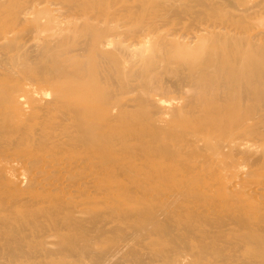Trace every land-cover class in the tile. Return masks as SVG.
Returning a JSON list of instances; mask_svg holds the SVG:
<instances>
[{
	"label": "bare ground",
	"instance_id": "6f19581e",
	"mask_svg": "<svg viewBox=\"0 0 264 264\" xmlns=\"http://www.w3.org/2000/svg\"><path fill=\"white\" fill-rule=\"evenodd\" d=\"M54 1H53V5L55 4ZM186 1H187L186 3H183L185 5H180L182 4V2H184V0H182L180 1L181 3L179 2L180 4L178 3L179 5L176 6L177 4L176 0L175 1L174 0H87V1L84 0V2L83 0H63V3H65L66 8L64 10L57 11L58 13H60L61 18H58L56 16L57 18L55 20V19H52L54 17L49 16L51 13L54 12V11L51 12L52 7L54 8V6L51 5L52 7H49L51 10L47 8V10L48 9L50 10V11L48 10L50 12L48 13L49 15L46 14V12L48 11L42 10L43 8L41 9L42 11L39 10L40 5L43 6V3L49 4V3H46L47 2L46 0H0V63H3V65H5L6 67L7 63L4 60L8 62V60H12L13 58L16 57L17 58L16 62L15 61L13 62L15 64L13 63L12 64L15 65V68L20 67V68L15 69V70H18L20 73H22L21 71H24L23 70L24 62H22V60L20 59V57L22 58L23 56H25L24 53H22L23 55H21L20 53V56H16V54L15 56L12 55L13 58L6 57L7 53L12 54L13 52L12 50H14L16 48L15 46H17V43L14 44L15 46H13V43H15V41H13V37L17 33V30L20 27L22 28H20L21 30H19L18 34L21 33L24 25H27V27H24L26 32L27 31L30 32L29 30H31L30 28H32L30 26L31 24L33 25V28L31 30L32 33H34L33 31L41 32L42 28L46 29L45 27L49 28L52 24L53 25L55 24V23H52L51 25H48L49 27L45 26V23H46L45 20H48L49 17H51V19L48 20L50 21V23L52 22L51 20L53 21L55 20L56 23L58 22V24L60 23H59V20L57 19L61 20L63 17L62 19L63 22L66 20L65 22L67 24H62L60 25V27H63V25H65L62 28V30L68 27V30L61 31L60 27L58 26L57 28L60 29V32L57 28L55 29L52 28L53 30H56V29L58 30V33H56L57 30L55 31L57 36L55 35L54 38L50 37L49 40L47 39V41L40 36V39H39L41 41L39 42L40 44H34L35 39L34 40L32 39L33 41L31 42L32 43L31 45L34 44V46H36L34 47L35 49L33 48L35 51L32 50L33 46L31 47L30 44H29L30 46L29 48L31 50L28 48L29 52H28V49H26L23 44H22L23 46L20 47L21 48L20 51L23 50L22 47L26 49L25 53L27 52L30 53L31 51H33V53H35V58L33 56L31 57L35 59L38 65L32 64L33 62L31 61L32 59L31 58L29 59L28 55L26 54L27 55L26 59H28V61L31 62L30 65L28 66L31 67V70H34V69L35 70L33 72L31 70H27L29 67L27 66V63L25 62L26 63V64L24 63L25 67L27 66L28 68L27 69L25 68L24 74L22 73L21 77H19V75L17 74V71L15 72V74L14 72L11 74H8L12 77L11 78L8 76L9 79L10 78L13 79V76L18 75L17 78H20V80L17 79L18 81V83L16 82L17 85L12 86L15 82L12 81L11 83V79H10L9 83H11L12 87L6 86V89L4 88L0 90V98H1L0 117H3V121H4V118L6 119L13 118L11 117L13 116V109L14 108L17 109V107L18 108L20 107L21 109V106H20L21 102L24 103L22 109L24 108V110L26 111L28 109V105L26 107L27 109H25L26 104L32 103L30 112L29 113L27 112L28 114L26 117L27 119L24 118L25 122L28 120L27 123L29 125H30V122H33L34 119L38 117V114L36 115V117H35V114L39 112L41 113V110H42V113L44 111V113L48 115H45L44 113L42 114V115H45L46 117L41 116V119L43 120L41 123L42 126L40 124H36V126L40 125L37 127V128L39 127L40 128L37 129L36 127H34L37 132L35 134L33 131H29L31 127L29 128L28 124L25 125L26 123L24 124V120L22 121V119H20L21 122H23L21 124L18 122H13L14 119L13 121L12 119H10L11 121L10 120L8 121L7 119V121L5 120L6 123H4L3 125L2 123L3 121L1 118L0 122L2 121L1 122L2 125L0 127V138H1L0 146L3 145L1 144L3 142L6 144L5 146H8V148L11 147L16 150L19 149L21 152L19 151V153L16 154V158H15L14 155L8 153L7 150L0 147L2 148V150H0V162L6 161V163H8L11 159H17L19 161L17 163H20L21 165H23L22 167L23 169L24 167H26V172L28 171V169H32L33 171L35 170V172H37L35 173V175L40 174L41 176L43 175L42 177L44 178H48L49 176L47 175L52 174V176L54 175L53 177L55 178V181L58 180L59 178H63L64 180L67 179L68 181H66V185L70 188L69 189L67 188L68 190L66 191V187L60 186L61 184L59 185L60 188L61 187L65 188V190L64 189L62 190L61 188V191L59 192L66 191V194H67V195L65 194L66 196L64 198L65 200H60L61 198L59 199L61 202L63 201V204L61 202L57 203L56 201L58 200L56 199H54L55 202L53 201L52 194H54V192L51 193V201L49 198L50 194L49 196L46 195V196H41L39 198L36 197V201H35L33 200L34 198L33 199L30 198V195H32L31 193L34 191L33 190L34 188L32 185V182L34 180L33 178H31V181L32 180L33 181L30 183L32 185V187L31 186L30 187L33 189H31L30 191L33 190L32 192L28 191L30 187H27L28 188L27 191L25 190L28 194L24 191V189L23 191L25 192V194L21 192L22 190L17 191V189H19L20 187H18L16 191L22 194V196L20 195V197H22L23 200L24 198L26 199L25 196L23 197V194L29 196L27 197L29 198V201L26 202L28 203V205L29 203L31 204L32 201H35L32 205L34 206L36 202H38V199H40L39 200L40 204L39 203L37 204L41 206L40 208L38 207L39 211H36V215H35V213L33 212L30 213L28 209L25 210L26 207L23 208L24 205H23V202H21L23 200L22 198H19L21 200L20 202L18 201L19 203L17 202L19 205H16V206H20L24 210L22 211L19 210L20 215H17L16 213H18V210L14 212L12 208L10 207V205L12 206V204L14 203V200H19V199H16L15 197L17 196L18 198L20 193L15 194L17 192L14 191L15 189L12 187L13 186L12 185L10 187L9 192H13V193L15 192L14 193L15 195L12 193L15 197H13V195L11 196V193H9L10 196L14 198V199L9 198V206L5 205V202L8 199L7 198L8 195H5L6 197L3 196L6 198V201H5V198L0 197V208L2 207V210L0 209V212L2 213L3 211V214H5L4 216L7 217L9 213L8 214H6V212L4 213V210L5 209H7L5 211L11 210L9 216L11 215V213H13L12 215H14L15 213L18 217L16 218L14 216H11L15 218L16 222L15 223L13 222L14 224H12V222H9L10 224L8 225L6 224L7 223L6 219H3L4 216L2 218L0 217L1 220H3L4 222L6 221V223L4 222L1 223L2 227L5 228L6 225L9 227L11 224L12 226L16 225L15 228H13L14 226L12 228L10 226L9 229L8 227H6L5 230L6 229L7 230L5 231V233L4 231L0 232V234L3 233V236H4L2 237V239L5 238L3 240L9 243L11 242V245L13 244L14 247H15L14 245L15 242H17L19 246L22 244L23 250H25L24 248L25 244L26 245H29V244L33 245V243L36 244V242H33L31 240L32 237L29 234H34V237L36 235L39 236L40 235L39 232L43 229L42 228L43 226L45 227V225H47L46 223L47 221L43 220L45 221L46 224H44L43 222H39L40 225L34 221L37 220L39 216L40 217L47 216L46 214L48 213L49 216L48 218L45 217L46 219H49L50 217H53L55 215L54 218L56 220L51 219V218L50 219L52 221L48 220V222H51V224L49 223L51 226L53 223V226L52 227H49L50 225L46 226L48 227V229L45 230L46 228L45 227L44 228L45 232L53 227L56 228V229L53 228V231H54L53 234L55 235L57 240L53 238V241L54 243L56 242L58 245L59 255L61 254V252L62 254L64 253V251L68 252V254H66L67 256L65 255L66 253L65 252L63 256L60 255L62 256L61 258L59 257L57 259H65L64 256L70 257L68 256L70 254H71V257L73 254V257L74 255H76L75 257L80 258L81 256L83 259H85L84 257L86 255L91 254L94 250L93 248L96 246L98 250L97 253L100 259L101 257H103V260H104L103 263H102V260H100L101 264H104L105 262H107V264H109L108 262L112 264V262H116V261L121 262L123 259L121 258L123 257L122 255H125V257L127 258V259L125 258L123 259L124 263H126V260L129 262L130 259H132V261L135 258L136 260L139 259V256L142 254V253L139 254V251L144 250V247L143 249L141 247L142 245L144 246L145 244V243H140L141 244L140 245L139 242L143 240L142 237L144 235L147 237L144 239L146 240L150 239L148 238L149 235H146L145 233L146 231L148 232V230H150L148 234H151L152 236L168 237L169 241L173 242L174 240L178 239V237H180L178 232H180L181 230L180 229L179 231L177 230H178V227L181 225L178 226L177 223L184 224V227H183L184 232L183 231L180 232V234L183 233L182 235L185 236L184 241H187L186 239L189 238L188 237L189 235L190 236L192 235L194 237L195 235H193V233L197 231L198 234L201 233V236L196 233V235H198L199 237L195 236L196 238L193 239L191 236V238H192V241H195L197 239L199 243H196V244L197 246H199V244L203 240L207 241L206 240L207 237H209L211 239L209 241H212V244H214V241H216L215 236H217V234L221 233L222 235L224 233L226 236V230L228 228H226L224 232L223 227L225 228L226 226H231L232 228L235 225V227L240 228L239 229L240 234H238V236L236 235L238 237V240L247 239L245 241L249 242L247 243L248 251L246 252L248 256L245 254V257L247 256L249 257V259L252 258V260L260 258L261 260L259 259V261H263L262 264H264V223H262L261 221L260 223H253V220H251L253 218L247 219V220H250V221H247L244 216H241L243 215V212L247 209L248 206H246L245 210H242L245 204L244 205L242 204L243 201H240V198H242L243 196L240 198L238 197L239 199L237 198L238 199L237 200L235 199L237 197V196L236 197L234 196L235 194L233 195L234 197L232 196L235 199V200L233 199L234 200L233 202H236V200L238 202L235 203L236 205H233V206L231 205L233 207V210L235 211V214L232 213V210H228L229 212L231 211L230 213H232L230 215L227 212H225L226 214H228V216L230 215L229 217L227 216L228 218L217 215L218 205L216 206V204L212 202L213 197L211 198V196H215L216 194L213 193L214 195H212L211 193L212 191L208 190L209 186L203 187L204 182H202L203 180L206 179L209 181V185H210L211 184L210 178L211 180L214 179L212 177L218 178L217 176H218L219 169H222L221 171L225 173L223 169L226 167L234 168L235 163H236V168L241 166L243 170L244 169L243 165L238 164L239 159H241L242 162L244 161L245 163L246 161H249V163L252 166H254V165H257L256 163H258V160H261L260 158H262V155L264 158V146H263L264 145V44H261V42L259 43L256 37L257 34L252 33L254 30L248 29V25L246 26V24L243 23L246 20V19L243 20V18L249 15L248 10L250 11L251 7L250 8L248 7V9L244 8V10L242 9V11L248 12L247 16H242V20L239 15H242L241 13L245 15L246 13L244 14V12H240V10H237L240 12V14L237 12H234V13L239 14V15L235 14L238 19L237 21H235L236 20V19L234 20L235 17L233 18L231 16L233 14V11H235L233 10V7H231L232 11L230 10L232 13L229 14L228 13L229 10H226L228 12L225 11L226 8L221 9V7L224 5H220L223 3V2H220V0H218L219 3L217 4L216 2L215 3L211 2L212 0L211 1L210 0H186ZM262 2L263 1H261V3ZM191 3H194V4L196 3L197 6L202 5L204 7L203 8L202 6H200L199 8L201 10H199L197 7L199 12L204 11L202 10V8L205 9L206 6L208 7L204 13L202 12L203 13L202 14L197 11L195 7L196 4L195 6H193L194 4L192 5ZM242 3L243 2H241V4ZM59 4L60 2L57 5L59 6ZM218 4H219V7H218ZM228 4L229 3H227V5ZM249 4H252V3L249 2ZM190 5L193 8L195 7V10H193ZM60 7L61 6H59V8ZM190 7L192 10L190 9ZM245 9L247 10L245 11ZM44 11H45V15H42L43 13L41 14L40 12H44ZM87 11H89V13L93 12L94 14L90 15L89 17L87 15ZM191 11H192L191 15L193 14L196 20L198 17H195V16L201 15L199 18L200 21L198 19L197 20L198 23H197L196 20L193 21L194 19L191 18L192 20L191 22H189L190 19L189 20L187 19L190 25L187 23V21L184 22V24L182 25V22L180 21H183L186 17L182 19L181 14L184 13L185 14L184 16H187L188 18ZM195 11L198 13L196 14ZM188 12H189V15H188ZM251 13H252V9L250 11V14ZM40 15L41 17L48 16L46 19L42 17L44 19L43 21L44 23L41 21L42 19H40ZM54 15H55V12H54ZM191 15L190 17H192ZM235 15L233 14V16ZM77 18H79V20L76 21L75 19ZM178 19H179V22L177 21ZM80 20H82V23H79ZM247 20H248V17H247ZM250 21L251 20L246 21V22H250ZM254 21L257 22L258 20L257 21L254 20ZM176 22L179 26L181 24V26L183 27L182 28L176 27ZM193 22H196L197 24H194ZM191 23H192V26L195 25L193 28H191L192 30L184 28L185 24H188L186 25L187 27H191ZM46 24H49V22H47ZM53 25L51 27H54ZM57 25L55 24V26ZM28 26L30 28H28ZM27 28L29 30H27ZM51 30H48L50 31L49 33H52ZM44 32H47V31L44 30ZM44 32L42 31L43 34ZM47 33H45V35H42V34L41 35L45 36V38L48 35L53 36V33L52 34H47ZM18 34H16V36L18 37L17 40L19 39L20 35H21L20 37H23V34H24V39L27 38V35H29V37L32 36L29 39L35 38V35H36L35 33H34L35 35L28 34V33L27 35H25L26 34L25 32L24 33L22 32V34L20 35ZM41 38L44 39L45 41H42ZM180 39L181 41L182 40L183 41L181 42ZM17 40L16 42H19L20 44L25 42L23 39H21L22 42H20V39L19 41ZM29 41L31 40H28V42ZM28 42H26L27 43L26 46L28 45ZM70 42L78 43V45L76 44L78 47L74 46L73 48L71 45H69L71 44ZM256 42H258L259 44ZM192 46L194 48H191ZM14 52H16V49ZM73 52H76V54H73ZM33 53L31 54L33 55ZM84 53L85 55L87 53L88 60L86 56L84 57ZM87 61H90V66L92 65L90 69H89V66L86 65L85 63ZM107 61L112 63V65L110 64L109 67L105 68L104 73L101 72L103 70L99 71L98 68L99 66H101L99 63L105 62L102 65L104 66V64L108 63ZM31 64L36 65L37 67L33 69L32 67H35V66H31ZM13 65L9 66L8 64L9 67H12ZM85 66H87V68L89 69L88 70L86 68L87 70L86 73L88 74L89 77L86 76L87 74L84 71ZM11 70L14 71L13 68H11ZM26 70L29 72H26ZM1 71L3 73L4 68L3 70L2 69L0 70V73ZM5 71H7V69ZM7 73H10L9 69ZM1 74H0V77L2 76ZM22 75L24 76V78H22L23 77ZM4 77H7V75H5ZM86 77L88 78L86 79ZM15 78L16 77H14L13 80H15ZM2 80L4 79L2 78ZM2 80H0V82ZM87 81L88 82L93 81L94 83L100 82V85H101V82H103V84H106L107 86L105 87V85L104 86L102 85L104 88L102 87L98 89V86L100 87V85L98 84L96 86L97 83H95V85L93 83L90 85L88 84L90 87H87L88 86L86 85ZM108 81L110 82L108 83ZM1 83H5V82H1ZM64 84L68 85V87L65 86V90L61 88V85L63 86ZM0 85L2 86L3 84H0ZM66 87H67V90H66ZM140 89H142V91ZM137 90H139L140 93L142 92L141 97H140L139 92H136ZM30 92H31L30 95H32V99L28 103H26L28 101L26 100L28 96L25 99L26 101L23 102L20 100L21 97L24 98L25 94L27 95ZM32 92L33 93L35 92L37 96H35L36 94H32ZM133 92L138 93L139 94L138 96L140 98H137L136 96L137 100L136 99H135L136 101L133 100L132 101L133 103L130 101L123 100L125 99L124 97L126 95H129ZM128 98L129 96H127V99ZM171 99L173 101H170ZM128 102L133 104V109L136 107H140L138 105H141V107L144 106V108L145 106L146 108L150 107L151 111L147 112V109H145L146 110L145 115H144L145 119L144 118L140 119L139 117H137L138 119H136L135 115L139 113L135 111L137 113L136 114L133 111L135 114L130 115L131 112L130 110L129 111L127 110V107H132V105L129 103L130 106L129 105L127 106ZM135 102H137L136 103L137 105L135 104ZM91 103H95L94 105H96V107L94 106L92 107L93 104L90 106ZM141 107L138 109H141ZM31 113L32 115L34 114L33 120L28 118V116L32 118L31 117L32 115H29ZM20 115H18L17 117L21 118ZM49 115H51V117L54 116L52 117L54 119H55V116L59 117L57 118V120L61 119V117L62 119L61 121L58 120V123L57 124L55 123L56 124L55 125L53 123L56 121V119L53 121V123L49 122V119L51 120V117ZM162 115L168 116L170 121L173 120L172 124L165 125L167 121L164 119V116ZM21 116L24 117L23 115ZM47 116H49L50 118ZM94 116L97 119H95ZM124 118L126 119V121L124 120L126 125H127V122L130 123L127 125L128 128H131L132 130V127H133L132 132L130 131L126 132L127 131L126 128H125L126 131L125 130L123 131V129L121 128L122 126L117 125V124H121V122L119 123L117 121H121ZM41 119L40 118L38 119L39 123ZM169 119H167L168 122H169ZM111 121L113 124H115L116 129L113 128L114 125L111 128H113L114 131L116 130V132L113 133V130H112V134H107L108 132H105V131H109L108 130L110 129L109 126L112 125L110 124ZM115 121L117 123H114ZM106 122L107 123L109 122L108 123L109 126L107 127L108 129L106 128L107 130H105V127L104 129H102V125H104V123ZM26 126H28L29 129ZM118 127H120L121 129L117 130ZM101 129L103 131L105 130L104 131L105 133ZM101 133L107 134V136H105L104 138L102 137V139H104L102 144L99 143L102 139L100 141L98 140L97 142L98 134L101 135ZM61 134H65L64 137L67 136V140L65 141L66 145L64 147L65 148L64 151H66V153L68 150L74 151L73 152L74 154L72 155L70 154L69 156L67 154L65 155L63 154L64 157H62L63 159L61 158L62 160L60 159V157L62 156L61 153L63 151L61 150L64 144L62 145L61 143V139H62L60 137ZM256 141H258L257 143L260 142L259 143L260 145H257V148H259L258 146H260L261 150L260 149L256 150L257 149L256 147H255L256 149L254 150L255 144H257ZM14 149H11L12 152L14 151ZM59 154L61 155L58 157ZM128 157L130 158L129 160H127ZM263 158H262V162L259 161L261 164L257 166H262V165L264 166ZM14 163L15 162H13L12 164L14 165ZM17 163L15 164L17 165ZM0 166L4 167L2 164ZM2 167L0 168L2 169ZM22 168H20L21 171H22ZM201 168H203V170L206 169V171H208V173H211L212 176L211 175H210L211 177L207 176L208 173H203L205 171H202ZM258 168L259 170H261L260 167ZM15 169L13 170L14 172L17 171V170L15 171ZM180 169L185 170L184 174H186L187 177L186 175L183 174V172L182 173L177 172ZM200 169L202 171L201 175L207 176L209 179H207L206 177L205 179H202V176L200 175L201 180H202L201 181L199 176L198 177L195 176L197 178L196 181L198 183V185L196 186L197 183L195 179L192 180L191 178H189V176L193 177L192 174L195 173L193 171L195 170L199 171ZM234 169H232V172H234ZM263 169L264 168H262V171H264ZM244 170H245L244 173L242 172L241 175L247 176L246 174L250 171H247V169H244ZM6 171H12V170L9 169ZM6 171L4 169V172ZM30 171L26 173L24 169L21 175L24 172L27 174L26 176H28V173L34 174V172H30ZM175 172L177 173L174 174ZM6 173H4L6 176L10 175V172L9 173L6 172ZM197 173H200V171ZM3 175L0 177L1 179L5 177V175L4 176ZM40 175L37 176L38 180L39 178H41ZM237 175H238L237 178L241 179L240 178L241 175H239V173H237ZM248 176H249V173H248ZM5 178L8 179V177H5ZM25 178H23V180ZM44 178L40 179L42 180L41 181L42 183L43 181L46 180ZM255 178H256V175H255ZM257 178L259 179L258 175H257ZM1 179L0 181H3V179L2 180ZM229 179H231V176ZM252 179H253V182H255L256 179L254 178ZM47 180L45 182L49 184ZM217 181L215 180V182ZM224 181H226V179ZM232 181H235V180H232ZM35 182L36 181L33 182L34 185L37 183ZM56 182L59 183V180ZM261 182L262 183L259 182V184L263 185L264 184L263 180ZM22 183L24 182L22 181ZM22 183H19V184L22 185ZM225 183L223 184L224 186H226ZM232 183L235 184V182H232ZM48 184L47 186H49ZM52 184L50 183V185ZM199 184H201V187L199 186ZM250 184L253 185L254 183H250ZM41 185L38 184L37 185L38 188ZM213 185L211 186V189ZM262 185L261 186L258 185L259 187H261L260 189H263L262 187L264 185L263 186ZM54 186H55V189H58L59 187L58 185L53 184L51 188H53ZM222 186H218V187H220L222 190L223 189ZM234 186L237 187L236 185ZM41 187H44V186H41ZM202 187L206 189H203ZM1 188L2 187H0V191H1ZM12 188L14 190H11ZM254 188L252 189L251 192L255 190ZM5 189H7V187H5ZM36 189L37 188L35 186V190ZM8 190L9 189H7V193H6V190L4 191L2 190V192H5L6 194H8ZM46 190L44 188V191ZM49 190L51 189L49 188ZM204 190H206L207 192L211 191L210 192L211 195H208V197L210 196V199H211L209 200V202H208L209 198L205 197L207 198V200L206 199L204 200L206 206L201 203L202 197L204 198V196H207L206 193H205L206 195H203L204 192H206ZM212 190L214 191V188ZM237 190H239L240 194L241 193L244 194L245 192L244 191L245 189L242 190L244 192H242L241 189H237ZM256 190L259 191V188ZM39 191H38V194L40 193L45 194V193H42L43 191L42 192H39ZM59 192L58 194H56L55 196L56 198H58L57 197L58 195H61V197H63L61 193L59 194ZM125 192L129 193V195H127L126 197L123 196V193ZM247 192L249 191H246V193ZM263 192H264L263 190L259 191L261 195ZM46 193H48V191ZM55 193L57 192L55 191ZM216 193H218V195H221V198H222L223 194H220V192H217V191ZM239 193L237 192L236 194H239ZM83 194H86V195L90 194L91 197L89 195L87 196L84 195L87 198H85L83 202L82 201L80 202V199H82L81 195ZM248 194H251V193H247L246 196ZM218 195L215 196L216 198L214 197V200L215 199L219 200L218 198L220 197L217 198ZM229 195L230 194H228V196ZM255 195L256 194H254V196ZM33 196L34 194L32 195V197ZM252 196L253 195L251 194L250 197ZM199 197H201L200 198L201 201H198V202L204 205L203 208L205 211H203V208L201 206L197 205L198 202L196 200H198L197 198ZM225 197L226 196L223 197V201L221 199H220L221 200L220 202L218 201L219 205L221 202L223 203L224 201L225 202L222 204L223 206L228 204L226 202L227 197L226 199ZM232 197L231 195L230 197H228L229 200L231 201L228 200L229 204L226 205V209H228L227 206H230V203H233ZM244 197H245V194H244ZM191 198H194V200L196 199L195 201L197 203L193 202L194 200H191ZM260 198H263V197H260ZM77 199L79 201L78 204L81 205L80 209H78V206L76 205L74 207L73 201L74 200L77 201ZM95 199H98V200L100 199V200L98 201ZM185 200L187 201L188 204L190 203V205H192V207H190L191 209L193 208L191 212L194 211V209H196V207L198 206L199 209H202L200 210V213L199 212L198 213L196 212L195 214H193V212L187 213V210L190 211L189 206L185 205L186 207H184L183 205H181L183 202L182 203L180 202V201H185ZM259 200L260 202L259 201H256V202L260 204L261 200H264V198L259 199ZM11 202L13 203L10 204ZM72 203H73V207L71 208ZM131 203H133L137 208H139L138 210L137 208H135L136 209L135 212L137 211L136 213L131 211V206H130ZM258 203L257 205H259ZM63 205H64V208H62ZM241 205L243 207H240ZM3 206L5 207V209ZM16 206L14 208H16ZM221 207H219L218 209L220 210ZM236 207H238L239 209L242 208L241 209L242 212L240 210V213H242L241 215L236 214V210L238 209V208L236 209ZM249 207H248V210L250 211L251 207L250 208ZM259 207H261L260 209L264 210L263 203H262V206H259ZM38 208L35 207V210ZM62 209L66 210L65 212L66 215L64 217H62L64 215V211L63 212L60 211ZM254 209H257V208L254 207L253 210ZM248 210H246L247 212L246 211L245 212L248 213ZM130 211L133 214H130L131 213ZM255 211L256 210H254V212ZM222 212L223 211H220V214ZM257 212L259 213V210H257ZM59 213H63V215L61 214L62 215L61 220L59 219V222H58L56 214H59ZM251 213L252 212H250L249 214ZM27 214L29 216V219H30V216H32V218L33 217H37V218L35 220L31 219L33 221V224L26 222V224L28 223L29 227L31 225L30 228H28L26 224H25L26 227L23 226L24 228H22L21 224L22 223L24 224V220H27V221L29 220V219H26ZM39 214H42V215H39ZM188 214L192 216H189ZM249 214L245 215L244 213V215L247 217H249ZM259 214L257 216V220H259L260 218ZM9 216L7 217V219H9L10 221H13L14 218L11 219L9 218ZM260 216H261L260 219L261 220L263 219V222H264V213L262 212ZM59 217L60 216H58V218ZM255 218H256V215H255ZM112 219L114 220V223L112 222V224H114L112 225L113 227H115L118 222L120 223L122 222L127 227L128 226L130 227L131 225L135 226L133 223L136 222L137 224H139V227L141 225L145 226L144 230L146 228L147 230L144 232L142 226H141L142 229L137 230L136 228V230L138 231V234H140L141 232L145 233V234L144 233L140 234V236H142L141 239L137 235V231L134 229V227H131L134 230L128 227L129 231H126L127 227H124V225L121 226L119 223L118 225L120 227L119 226L115 227L113 229V231L115 230L114 232L112 231V229H109L112 227H109L108 228V230H110L109 232L107 231V225L112 221ZM171 219H173L174 221H177L176 229H175V231L177 232H175L174 229L173 230L171 229L172 227L175 226L174 224L173 226L171 225ZM40 220H42V218H40L39 221ZM60 221L62 222L63 225H61ZM116 221L118 222L116 223ZM54 222L56 225L57 223L58 225L60 224L61 225V226L59 225L60 228L58 227V225L55 226ZM17 223L19 225H17ZM36 223L38 225H36ZM128 223L130 225H128ZM34 224L38 227V229L40 228V230H38L36 226H33ZM206 226H209L208 227L209 230L205 229ZM32 227H36V228L34 229ZM57 227L59 230L57 229ZM61 227H63L64 230L61 229ZM121 227H124V229L123 228L121 229ZM210 227L211 229L214 227L215 230H217L215 231L217 233L216 235L214 234L215 232L213 233L215 235L214 237L206 236L205 238L204 237L205 235L211 234L209 233V231L210 232L214 231L213 229L211 230ZM235 227L232 229L237 230ZM4 228H2V230ZM27 228L28 230L34 229L35 231L31 230L32 233L30 232L29 234H27L28 233L27 232L28 230L26 231ZM90 228H93V229L96 228L95 230L92 229V231H95V232L90 231ZM203 228L206 231H204ZM196 229H199V230H196ZM219 229H222L223 231ZM44 230L42 232L43 234H41L43 236V239H47L48 237L52 236V234L47 235L48 237L44 236L48 232L47 231L45 233ZM88 230L89 232L87 233ZM105 230L107 231V233H110V234L115 233L116 235L117 233L118 235H121L122 231H126V232H131L132 230L136 231V233L135 232L134 233L136 234V237L137 236L139 237V238L137 237L138 242L137 241L136 242L140 245L138 248H141V250L137 248L138 249L137 253L139 254V255L137 254L138 257H135V258L133 257L134 258L133 259V258H130L131 256L128 255V253L130 252H134L135 250L137 251V249H135L136 247H134L135 241L127 242V239H130V240L136 239V237L133 236L134 235L133 233H131L129 236L132 235L135 239H131V238L126 239L125 236L128 237V235L123 234L125 232L122 233L124 235L125 241L128 244L123 240L122 238L123 236H119V237H121L122 242L124 241V243L120 241V243L117 242V244H114L116 243L114 240L119 241V237L117 236L118 239H115L116 235L114 234L115 238L111 236L114 239V240H111L110 239L111 237L107 238V234H104ZM229 230L231 229H228V231ZM228 231H227V234H229L230 232L232 234V231H229V233ZM90 232L94 234L92 235ZM110 234H108V237ZM232 235L231 236L227 235V236L231 238ZM1 236L2 235H0V237ZM37 236L36 238L40 239V237H37ZM250 236L251 237L254 236V238H257L256 239L257 241L256 242L253 241L254 238L252 239ZM158 237L157 239L156 237L155 238L153 237L152 238L153 240H151V242L154 241L156 244L157 243L159 244ZM234 237L235 236L233 235V239L236 241L235 238L237 237L235 238ZM249 237L251 238V241L253 242H250V240H248ZM27 238H29L32 241V243L30 242V240L28 242ZM104 238L105 240H107L106 242ZM25 239H27V241H25ZM109 239L114 242V243L112 242L113 243L112 246H108V244L111 245V241L109 242ZM221 239L224 240V237H221ZM233 239L227 238V240L223 242L222 246L227 241H230ZM33 240L37 241L38 239L37 240L33 239ZM42 240L38 241V245H41L39 246L40 248L43 247L42 244L46 245V243L45 244L42 243ZM102 240L103 242L107 244V246L106 248H103L101 246V248H103L104 250H99L100 247L98 248V245L100 242H102ZM180 240L183 241V239L181 238ZM40 241L41 243L39 244ZM169 241H166V242L169 244ZM181 241H179L180 244H181ZM205 241H203L204 243H201V244L208 245L210 243V242L205 243ZM235 241L233 243H237ZM48 242L50 243L51 240H49ZM164 242L165 240L162 241L161 244L163 245ZM49 243L47 244L48 246L47 245L46 246L52 248L51 251H55L56 253L52 252V255L54 254L52 256V259L50 258L51 254H49L50 259L49 258L48 259L51 260L52 262L50 263V261H48V263L56 264L57 262H59L58 260L56 263L54 262L56 261L55 254H57V251H56L57 246L56 247L54 246L56 248L54 249V247L52 245H49ZM54 243H51V244L54 245ZM130 243L134 244V245L132 244L131 247H133L135 250L130 248V245H129ZM155 243H152V246L149 245V247L151 246L150 250H147L148 248L147 246L146 252L152 251L151 248L153 247V244ZM175 243L176 245L178 244V242H175ZM194 243L195 242H193V244ZM2 244H3L2 241H0L1 246L7 245V243H5L4 245ZM186 244L188 245L187 248L191 247L189 242ZM201 244L199 247L202 246ZM212 244H209V246L211 247ZM244 244L246 245V243ZM32 245L30 247L37 249L36 251L40 250L39 247L36 246L37 244L35 246L34 245L32 246ZM182 245H184L183 242L180 246L181 247L180 251L183 250L181 252L182 254L183 252L186 251L187 257L185 256V259L187 258V261L183 260L184 256H182L183 257L182 261L183 262L186 261V262L183 263L181 260H179L180 262L177 260L178 261L177 262V261H173V259H171V262L173 261L175 264H180V263L209 264V263L203 262V260L205 259H201V257L197 258L195 254L194 255L196 256V258L192 259L195 256L193 255L192 257L191 255L192 257L191 258L189 254H192L193 250L192 251L191 249L184 250L183 249L184 247L182 248ZM214 245H217V243H215ZM227 245H230V244H227ZM1 246H0V249L5 248ZM17 246L18 245H16V247ZM157 246L159 247V245ZM164 246L157 248L156 251H158L159 249L160 250L162 249L161 251H164L166 249ZM192 246L194 247L196 245H192ZM6 247L8 248L11 246H6ZM22 247H20L21 248L20 250H22ZM30 247L28 248V250L30 249ZM216 247L217 246H215V248ZM218 247H219V244H218ZM226 247H227V250H224V252L226 251L228 253V251L230 252L232 251L231 248L233 246L231 248L229 247L230 250L228 246ZM241 247H238V248H241ZM15 248H13L15 252L19 251V248L18 250ZM50 248H48V251ZM167 248L169 249V251H167L168 250L167 249L166 250L167 252L165 251L160 254H162L164 257L169 259L170 255L172 253H173L172 255H175L176 252H173L172 249L170 251L169 246ZM235 248L237 247H234L233 250ZM5 249H4V253L5 251L10 252L9 250L7 249L5 250ZM13 249L11 252H13ZM201 249L202 251H204L203 247H201L199 250ZM207 249H209V247ZM212 249H214V247H212L211 250ZM223 249L220 248L219 251L220 250L223 251ZM237 249H235V252H237L236 251ZM28 250L26 248V251ZM30 250L29 252H32ZM41 250L44 251L43 248ZM41 250L38 251L40 252L39 254L41 256L37 254L36 252L35 254L39 255L41 258L42 257L44 258L47 252L45 251V254H42L43 252L41 253ZM211 250H210V253L207 250L208 254H211L212 252L213 253L211 255L206 254L205 255L206 257L217 255V253L214 254V251L213 250L211 251ZM2 251H0V253ZM202 251H198V252L200 254L206 253ZM241 251L239 252L241 253ZM155 252H151V253H155ZM195 252L197 253V250ZM230 252L228 254L226 253V255L229 256ZM19 253L17 252L16 254L18 255ZM94 253L96 252H93L92 255L86 256V257L87 258L90 257L88 259L94 260V258L98 257V255L94 256L95 255ZM2 254L3 253H1L0 256ZM5 254L7 255L9 253H5ZM14 254L12 255L14 256ZM126 254L127 256H129V259L126 256ZM156 254H159V253H156ZM156 254H154V256H157ZM200 254L198 255L200 256ZM233 254L235 255V253ZM30 255H32V253H30ZM37 255L35 256L32 255L31 258L38 257ZM145 255L143 254V257ZM159 255L157 256L158 258H159ZM162 255L160 256V258H162ZM188 255H189L190 260L188 259ZM7 256H8V259L11 257L10 255H7ZM175 256L177 257V259H181V257H179V254L178 255L176 254ZM218 256H221V255H219L218 253ZM253 256H255L256 258L254 257L255 259H253ZM3 257H0V259ZM24 257L22 260L20 259L21 257H19V259L23 261L26 259V257L25 259ZM99 257L97 258V260L96 259L94 260V264H100L98 260ZM148 257L152 258V256H148ZM157 257L155 258L157 259ZM212 257L208 258L207 260L212 259ZM215 257L217 258V256H214L213 258L215 259ZM239 257L237 256L239 261L243 262V260L240 259ZM28 258L26 259L28 260V263L27 261H25V263L27 264H30L29 263L30 261L35 260V259L30 260L31 258L29 259ZM82 258L80 259L82 261V264H84L83 263L84 260H82ZM228 258L230 259V257ZM6 259L4 257V261H6ZM14 259H16V257ZM19 259L18 260L16 259V260L20 262ZM229 259L227 260L226 258L227 261H229ZM232 259L233 257L230 259L231 262H233ZM43 260L44 259H42L41 261L42 264L43 263L47 264V262ZM158 260L161 261L160 263H162L164 258L161 260L160 259ZM221 260L222 258L218 262H220ZM246 260L247 258H245L243 263H245ZM11 261L10 263L13 264V262ZM46 261H47V258H46ZM73 261L74 260L68 263H71ZM81 261L80 260L78 261L77 258L75 259V262H78V263L80 262L79 264H81ZM147 261H148V258L146 262ZM227 261L223 259V262H227ZM239 261L237 263L233 262V264H238ZM67 262L66 264H68ZM120 262H117V264ZM123 262H121V264H124ZM140 262H141V259L140 261H138V264ZM143 262L144 263L141 262V264H145V261ZM148 262L147 264H150ZM151 262H154V261L152 260ZM156 262L157 261H155L154 263ZM33 263L35 264V261ZM165 263L167 264V261ZM174 263H171V264H174ZM213 263L217 264V262H213ZM221 263L222 262H220V264ZM228 263L230 262H227L226 264ZM246 263L251 264L252 262L250 263L247 261ZM19 264H24V263L21 262ZM38 264H39V261H38ZM63 264H65L64 261H63ZM162 264H164V262ZM253 264H256V262Z\"/></svg>",
	"mask_w": 264,
	"mask_h": 264
},
{
	"label": "rangeland",
	"instance_id": "374dc122",
	"mask_svg": "<svg viewBox=\"0 0 264 264\" xmlns=\"http://www.w3.org/2000/svg\"><path fill=\"white\" fill-rule=\"evenodd\" d=\"M46 1H47L46 3H49V4H44V3H43V6L40 5V9H39V10H40V11H42V10H46V11H48V10L50 9L49 7L54 6V8L52 7V11H51V12L54 11V12H55V15H54V12L51 13L52 15H51V14H50V15L48 14V13H50L49 11H50L51 9H50L48 12H46V14L49 15V16H51V17H54V18H52V19H55V20H56L57 17H58V18H61V17H60V16H61L60 13H58L57 11H58V10H64V9L66 8V5H65V3H63V0H59V1H57V0H55V1H54V0H46ZM48 1H49V2H48ZM51 1H52V3H51ZM53 1H54V3H55L54 5H53ZM61 1H62V2H61ZM85 1H87V0H85ZM174 1H175V0H174ZM180 1H182V0H180ZM180 1L176 0V2H177V4H176V2H175L176 6H178V5L181 3ZM210 1H211V0H210ZM227 1H228V2H227ZM227 1H226V0H222V1L220 0V2H223V3L220 4V5H224V6L221 7V9L226 8L225 11H226V10H229V12L226 11V12H228L229 14L232 13V12H231V11H232V8H231V7H233V10H235V11H233V14H234V15L237 14V13L240 14V12H244V11H242V9L244 10V8H247V9H248V7H249V8L251 7V8H250V11H251V9H252V13H251V14H250V11L248 10V12H249V15H248V12L246 11L247 9H245V11H246V12H244V14L246 13L245 15H243V13H241L242 15H239V14H237V15L240 16L241 20H242V16H247V15H248V16H247V17H248V20H247V17H244L243 20H244V19H246V20H245V22H243V23L246 24V26L248 25V29H250V30H254L255 32L253 31L252 33L257 34V36H256V37H257V41H259V43L261 42V44H264V43H263V41H264V36H263V34H264V24H262V23H264V10H263V8H264V0H260V1H259V0H232V1L230 0V2H229V0H227ZM247 1H249V2L252 3V4H249V2H247ZM261 1H263V2L261 3ZM59 2H60L59 6H61V7H60L61 9H60L59 6L57 5ZM83 2H84V0H83ZM179 2H180V3H179ZM186 2H187V1L184 0V2H182V4H180V5H185V4H183V3H186ZM211 2H213V3L216 2V4L219 3L218 0H212ZM231 2H232V4H234V5H232ZM233 2H234V3H233ZM241 2H243V3L241 4ZM50 3H51V4H50ZM56 3H57V4H56ZM62 3H63V4H62ZM178 3H179V4H178ZM227 3H229V4L227 5ZM256 3H257V4L259 3V4L257 5ZM191 4L193 5L194 3H191ZM195 4H196V3H195ZM195 4H194L193 6H195ZM225 4H226V6H225ZM236 4H237V5H236ZM51 5H52V6H51ZM250 5H251V6H250ZM254 5L256 6V8H255ZM62 6H63V7H62ZM83 6H84V5H83ZM190 6H191V5H190ZM200 6H202V5L197 6V4H196L195 7H196V9H197V7H198V9L201 10V9L199 8ZM234 6H235L236 8H235ZM258 6H259V7L262 6L263 8H262V7L259 8ZM179 7H180V6H179ZM191 7H192V6H191ZM191 7H190V9H191ZM195 7H194V8L192 7V9L195 10ZM202 7H203V6H202ZM207 7H208V6H206L205 9H203L204 7L202 8V10H204V11H200V12H199L198 9H197V11H198L199 13H202V12L204 13L205 10L207 9ZM218 7H219V4H218ZM227 7H228V9H227ZM229 7H230V8H229ZM237 7H238V8L241 7V8L238 9ZM38 8H39V6H38ZM42 8H43V9H42ZM47 8H49V9L47 10ZM58 8H59V9H58ZM177 8H178V7H177ZM234 8H235V9H234ZM41 9H42V10H41ZM192 9H191V10H192ZM39 10H38V11H39ZM230 10H231V11H230ZM237 10H240V12L237 11ZM253 10H254V11L256 10V11L254 12ZM257 10H258V11L260 10V11L258 12ZM79 11H81V10H79ZM79 11H78V12H79ZM198 12L195 11L196 14H197ZM234 12H237V13H234ZM40 13H41V14L43 13L42 15H45V11H44V12H40ZM61 13H62V12H61ZM90 13H91V14H90ZM90 13H89V11H87V15H88L89 17H90V15H93V14H94L93 12H90ZM191 13H192V11L190 12V15H191ZM193 13H194V11H193ZM203 13H202V14H203ZM253 13H254V15H253ZM56 14H58V15H56ZM78 14H79V13H78ZM233 14H232L231 16H232L233 18L235 17L234 20L236 19L235 21H237V20H238V19H237V16H236V15L233 16ZM181 15H182V19H184V18L186 17L183 21H180V22H182V25L184 24V22L187 21V19H188V20L190 19L189 22L192 21L191 18L194 19L193 21L196 20V19L194 18V15H193V14L191 15L192 17H190L189 12H188V15H189L190 18H189V17L187 18V16H184V15H185L184 13L181 14ZM181 15H180V16H181ZM259 15H260L262 18H261ZM262 15H263V16H262ZM56 16H57V17H56ZM63 16H64V15H63ZM183 16H184V17H183ZM200 16H201V15H200ZM200 16H197V15H196L195 17H198V18H197V20H198V19L200 18ZM253 16H254V17H253ZM42 17H43V16H42ZM42 17H41V15H40V19H42L41 21L43 22V21H44L43 18L46 19L48 16H47V17L45 16V17H43V18H42ZM51 17H49L48 20L51 19ZM82 18H83V17H82ZM178 18H180V17H178ZM238 18H239V17H238ZM255 18H257V19H255ZM62 19H63V17H62ZM62 19H61V20H60V19H57V20H59V23H60V24H58V22L56 23L55 20H54V21L51 20V21H52L51 23H50V21L45 20L46 23L49 22V24H46V23H45V26L51 25L52 23H55L56 25H57V24H58V25L55 26V24H54V25L52 24L54 27H51L52 25H51L50 27L48 26L49 28L45 27L47 30L44 29V28H42L41 32H40V31H36V32L33 31L36 35H35L34 33L31 32V30H32V28H33V25H32V24L30 25L32 28H30V27L28 26V28H30L31 30H29V29L27 28V30H29L31 33L28 32V31L26 32V30H25L24 27H27V25H24V27H23V29H22V31H21L20 34H22V32H23V33L25 32V33H26L25 35H27V33H28V34H33V35H35V38H31V39H29V38L32 37V36L29 37V35H27V38L25 37L27 40L24 39V34H23V37H20L21 35L18 34V33H19V30H21L20 28H22V27H20L19 29L17 28L18 30H17V33H16V34L20 35V36H19L20 42H22L21 39H23L25 42H23V43H21V44H20L19 42H16V40H17L18 37H17L16 34H15L14 37H13V41H15V43H13V42H12V43H13V46H15L14 44L17 43V46H15L16 48L14 47V48L16 49V52H14V51H15V49H14V50H12L14 53L11 51L12 54H8V53H7V56H6V57H12V58H13V56H15V54H16V56H20V53H21V55H23L22 53H24L25 56H23L22 58L20 57V59L22 60V62H24V63L26 62V63H27V66L30 65L31 62L28 61V59H26V57H27V55H28V58H29V59L31 58V59H32L31 61L34 62V63L32 62V64H37L36 61H35V59H34V58H35V53H33V51H31L30 53H28V52H29V49H30V48H29V47H30L29 44L31 45V44H32L31 42H32L34 39L37 40V41L34 40V44H40V43H39V42H41V41L39 40V39H40V36H41L42 38H44V39L47 41V39L49 40L50 37L54 38L55 35L57 36L56 33H58V30H59V32H60V29H61V31H66V30H68V27H66L67 29L64 28L65 30H64V29L62 30V28H63L65 25H63V27H60V25H62V24H67V23L65 22L66 20L64 21V22H65V23H64ZM80 19H81V18H80ZM182 19H180V20H182ZM262 19H263V20H262ZM75 20L77 21V20H79V18H77V19H75ZM82 20H83V19H82ZM82 20H80L79 23H82ZM197 20H196V22L198 23ZM249 20H251V21H250V22H246V21H249ZM254 20H256V21L258 20L259 22H258V21L255 22ZM175 21H176V19H175ZM177 21L179 22V19H178ZM199 21H200V19H199ZM239 21H240V19H239ZM62 22H63V23H62ZM93 22H95V21H93ZM189 22L187 21L188 24H189ZM196 22H193V23H194V24H197ZM43 23H44V22H43ZM43 23H42V24H43ZM76 23H77V22H76ZM27 24H28V23H27ZM188 24H185V25H184V28H185V29H190V30H192L191 28H193V27L195 26V25L192 26V23H191V27H187L186 25H188ZM258 24H259V25H258ZM43 25H44V24H43ZM177 25H178V24H177V22H176V27H181V28L183 27V26H181V24H180V26H179V25L177 26ZM189 25H190V24H189ZM260 25H262V26H260ZM58 26L60 27V29L57 28ZM185 26H186V27H185ZM252 27H253V29H252ZM256 27H257V28H256ZM52 28H54V29L57 28V29H58V30L56 29L57 32L55 33L56 30H53ZM181 28H180V29H181ZM184 28H183V29H184ZM51 29H52V30H51ZM44 30L47 31L48 33H47V32H44ZM48 30H51V32L53 33V36L48 35V36H46V38H45V36H42V35H45V33H47V34H52V33H49L50 31H48ZM42 31L44 32V34L42 33ZM257 31H258V33H257ZM259 31H261V32H259ZM37 32H39V33H37ZM262 32H263V33H262ZM37 34H38V36H37ZM41 34H42V35H41ZM258 34H259V35H258ZM15 36H16V37H15ZM260 36H261V37H260ZM33 37H34V36H33ZM36 37H37V38H36ZM262 37H263V38H262ZM14 38H16V39H14ZM42 38H41V39H42ZM52 38H51V39H52ZM259 38H260L261 40H260ZM19 39H18L17 41H19ZM32 39H33V40H32ZM44 39H42V41H45ZM28 40H31V41H29L30 43L28 42ZM38 40H39V41H38ZM180 41H181V39H180ZM182 41H183V40H182ZM182 41H181V42H182ZM26 42H28V45H27L28 47L26 46V44H27ZM35 42H37V43H35ZM184 42H185V41H184ZM24 43H25V44H24ZM70 43H71V44H69V45H71L73 48H74V46L78 47V46H77L78 43H76V42H74L75 44L72 43V42H70ZM256 43H258V42H256ZM259 43H258V44H259ZM18 44H20V45H18ZM22 44L24 45V47H25L26 49L29 48L27 53H25V52H26V49H25L24 47H22V49H23V50L25 49V50H24V51L21 50L22 52L20 51V49H21L20 47L23 46ZM34 44L31 45V47L33 46V47H32V50H34V49H35L34 47H36V46H34ZM76 44H77V45H76ZM17 47H18V49H17ZM72 47H71V48H72ZM33 48H34V49H33ZM191 48H194V47L192 46ZM30 50H31V49H30ZM19 51H20V52H19ZM34 51H35V50H34ZM11 52H9V53H11ZM18 52H19V54H18ZM31 53H33V55H32ZM26 54H27V55H26ZM29 54H30V55H29ZM73 54H76V52H73ZM12 55H13V56H12ZM31 56H33L34 58L31 57ZM85 56H86V58H87V60H88V57H87L88 55H87V53H86V55H85V53H84V57H85ZM23 58H24L25 60H24ZM14 59H15V60H14ZM2 60H4V59H2ZM16 60H17L16 57L13 58L12 60H8V62H7L6 60H4V61L7 63L6 67H8V68H6L5 65H3V63H0V64L3 65V67H2V65H0V66L2 67V68L0 67V70H1V69L3 70V68H4V72L2 73V71H1L2 74H1V73H0V74H1L2 76H3V75H4V76L7 75V77H4V76L2 77V76H1L4 80H2V78L0 77V78H1L0 80H2L1 82H5V83H1V82H0V84H3L2 86L0 85V86H1L0 90H1V89H4V88L6 89V86H7V87H9V86L12 87V86L17 85V83H18L17 79L20 80V78H17L18 75H19V77H21V74H22V73L24 74L25 68L27 69V68L29 67V66H28V67H27V66L25 67V64H26V63H25V64L23 63V65H24V66H23L24 69H23V68H21V69H23L24 71H21L22 73H20L18 70H15V69L20 68V67L15 68V65H13V64H15V63H13V62H14V61L16 62ZM21 60H20V62H21ZM4 61H3V62H4ZM27 61H28V62H27ZM104 61H105V60H104ZM9 62H11V63H9ZM22 62H21V64H22ZM107 62H108V61H107ZM107 62H106V63H107ZM12 63H13V64H12ZM28 63H29V64H28ZM85 63H86V65L89 66V69H90V67H92V65L90 66V61H87V62H85ZM101 63H102V64H101ZM103 63H105V62H100L99 64L102 66ZM4 64H5V63H4ZM8 64H9V66H11V65H13V66H12V67H9ZM10 64H11V65H10ZM32 64H31V66H35V67H32L33 69L37 67L36 65H32ZM110 64L112 65V63H110V62H108L107 64H104V66H106V67L102 66L103 69L101 68V66L98 65L99 68H100V69L98 68V70H99V71L103 70V71H101V72L104 73V69L107 68V67H109ZM37 65H38V64H37ZM5 68L7 69V71H5V70H6ZM11 68H13L14 71H12ZM86 68H87V66H85V68H84V69H85V70H84L85 73H86V71H87ZM8 69H9L10 73H7V72H8ZM87 69H88V68H87ZM89 69H88V70H89ZM19 70H20V69H19ZM27 70H31V67H29ZM27 70H26V72H29V71H27ZM34 70H35V69H34ZM34 70H31V71L33 72ZM16 71H17V74H18V75H17V76H16V75H15V76L12 75V76H13V79H14V77H16V78H15L16 81H15V80L11 79L12 77H11L10 75H8V74H11V73H13V72H14V74H15ZM5 72H6V73H5ZM18 72H19L20 74H19ZM26 74H27V73H26ZM86 74H87V73H86ZM101 75H102V73H101ZM8 76L11 77V78H10V79H11V83H12V81L15 82V83L17 82V83H16V84L14 83V84L11 86V83H9L10 79L8 78ZM22 76H23V75H22ZM86 76H88V74H87ZM88 77H89V76H88ZM88 77H86V79H87ZM22 78H24V76H23ZM5 79H6L7 81H6ZM21 80H22V79H21ZM90 82H91V83H90ZM109 82H110V81H108V83H109ZM93 83H94L93 81H89V82L87 81V84H86V85H88V84L90 85V84H93ZM95 83H97L96 86H97L98 84L100 85V82H95ZM95 83H94V85H95ZM5 84H7V85H5ZM8 84H10V85H8ZM89 85H88L87 87H90ZM102 85H103V86L105 85V87L107 86L106 84H103V82H101V85H100V87L98 86V89H99V88H102V87H103ZM3 86H4V87H3ZM65 86L68 87L67 84H66V85L64 84L63 86L61 85V88H63V89L65 90ZM2 87H3V88H2ZM67 87H66V90H67ZM91 87H92V85H91ZM103 88H104V87H103ZM140 90L142 91V89H140ZM30 91H32V90H30ZM136 92H139L140 97H141L142 92L140 93L139 90H137ZM136 92H133V93H131V94H129V95H126V96L124 97L125 99H123V100H125V101H130V102H132L133 100L136 101L137 98H140V97L138 96L139 94L136 93ZM30 94H31V92H30L29 94H27V95L25 94V97H24V98L21 97L20 100L23 101V102L26 101V100H28V101L26 102V103H28V102L32 99V95H30ZM32 94H36V93H35V92H34V93L32 92ZM131 95H132L133 97H132ZM27 96H28V98H27ZM35 96H37V94H36ZM127 96H129L128 99H127ZM134 96H135V98H134ZM136 96H137V98H136ZM175 96H176V95H175ZM29 97H30V98H29ZM22 98H23V99H22ZM26 98H27V99H26ZM169 98H170V97H169ZM25 99H26V100H25ZM135 99H136V100H135ZM0 100H1V98H0ZM170 101H173V100L171 99ZM31 102H32V101H31ZM130 102L127 103V106H128V105L130 106V104H131L132 107H127V106H126V107H127V110H128V111L130 110V112H131V113L129 112L130 115L135 114V113H136L135 111H137V113H139V114L136 113V114H137V115H135V116H136V117H135L136 119H138L137 117H139L140 119H143V118L145 119V117H144V115H145V111H146L145 109H147V112H148V111H151L150 107H147V108H146V106H145V108H144V106L141 107V105H138V106L141 107V109H138V108H140V107H136V108H134V109H135V110H134V109H133V104H132L133 102H132V103H130ZM125 103H126V102H125ZM129 103H130V104H129ZM136 103H137V102H135V104H136ZM23 104H24V103L21 102V104H20L21 109H20V107H19V108L17 107V109H15V108L13 109V116H11V117H13V118H10V119H12V121H13V119H14L13 122H18V123H20V124L23 123V122H21L20 119H22V121H23L24 118H26L27 115H28L27 112H28V113L30 112V108H31V106H32V103H28V104H26L25 109H27L26 107H27V105H28V109H27V111L24 110V108L22 109ZM30 104H31V105H30ZM92 104H93V105H92ZM94 104H95V103H91L90 106L92 105V107H93V106L96 107V105H94ZM177 104H178V103H177ZM136 105H137V104H136ZM14 107H15V106H14ZM134 107H135V105H134ZM129 108H131V109H129ZM94 109H95V108H94ZM20 110H22V111H20ZM133 111H134L135 113H134ZM143 112H144V114H143ZM147 112H146V113H147ZM43 113H44V111H43ZM43 113H42V110H41V113L39 112V113H36V114H35V117H36V115L38 114V117H36V118L34 119V121H33L35 124H34L33 122H30V125H29V124L27 123L28 120H27L26 122H25V120H24V124H25V123H26L25 125L28 124L29 128L31 127L29 131H33L34 134L37 133L34 127L37 128V127L40 126V125L42 126L41 123H42L43 120L41 119V116L48 115V114H46V113H44L45 115H42ZM15 114H16V115H15ZM20 114L23 115L24 117H22ZM18 115H20L21 118L17 117ZM29 115H32V113L29 114ZM49 116L51 117V115H49ZM49 116H47V117H49ZM142 116H143V117H142ZM162 116H164V119L167 121L165 125H170V124H172V121H173V120L170 121L169 117L166 116V115H162ZM31 117H32V118H30V116H28L29 119H32V120H33V118H34V114H33ZM45 117H46V116H45ZM45 117H44V118H45ZM50 117H49V118H50ZM52 117H54V116H52ZM52 117H51V120L48 118V119H49V122H52V123H53V121H54L55 119H56V121H57V122L55 121L53 124H55V123L57 124V123H58V120L61 121V119H62V117H61V119H58V120H57V118H59V117H56V116H55V119L52 118ZM94 117H95V116H94ZM94 117H93V118H94ZM132 117H134V116H132ZM1 118H2V121H3V117H0V119H1ZM37 118H38V119H39V118L41 119V120H40V123L38 122V119H37ZM7 119H8V118H7ZM7 119L4 118V121H5V120L7 121ZM10 119H8V121H9ZM26 119H27V118H26ZM46 119H47V118H46ZM95 119H97V118L95 117ZM140 119H139V120H140ZM167 119H169V122H168ZM116 120H117V119H116ZM119 120H121V119H119ZM122 120H123V121H122ZM122 120H121V121H117V122H119V123L121 122V124H117V125L122 126L121 128L123 129V131H124V130L126 131V129H127L126 132H129V131L132 132V131H133V127L131 126V127H132V130H131V128H128V126H127V125L130 124V123L127 122V125H126V123H125L126 119L124 118V119H122ZM124 120H125V121H124ZM2 121H1V122H2ZM4 121L2 122L3 125H4V123H6V121H5V122H4ZM10 121H11V120H10ZM29 121H31V120H29ZM1 122H0V127H1V125H2ZM102 122H103V121H102ZM117 122L115 121L114 123H117ZM123 122H124V123H123ZM31 123H33V124H31ZM108 123H109V122H108ZM108 123H107V122L104 123V125H105V124H106V125H105V126L102 125V129H104V127H105V130H107V129H108L107 127L109 126ZM167 123H168V124H167ZM36 124H40V125H37V126H36ZM56 124H55V125H56ZM110 124H112V125L109 126V128H110V129H108L109 131H105V130H104L105 132H108L107 134H112V130H113V128L116 129V128H115V124H113L112 121L110 122ZM33 125H35V126H33ZM113 125H114V127H113ZM117 125H116V126H117ZM125 125H126L127 127H126ZM28 126H26V127L28 128ZM53 126H54V125H53ZM123 126H124V128H123ZM23 127H24V126H23ZM111 127H113V128H111ZM27 128H26V129H27ZM29 128H28V129H29ZM39 128H40V127H39ZM39 128H37V129H39ZM106 128H107V129H106ZM121 128L118 127L117 130H118V129L120 130ZM125 128H126V129H125ZM28 129H27V130H28ZM102 129H101V130H102ZM128 129H129V130H128ZM99 131H100V129H99ZM102 131H103V130H102ZM104 131H103V132H104ZM110 131H111V133H110ZM105 132H104V133H105ZM114 132H116V130H115V131L113 130V133H114ZM65 134H66V133H65ZM65 134H61V135H60V137L62 138V139H61V143H62V145L64 144V145H63V148H62V150H61V151H63V152L61 153L62 156L60 157V159H61L62 157H64L65 154H67L68 156H69L70 154H71V155L74 154V153H73L74 151H69V150H68L67 153H66V151H64V150H65L64 147H65V145H66V144H65V143H66L65 141L67 140V136L64 137ZM107 134H103V133H101V135L98 134L99 139H98V137H97V142H98V140L100 141V140L102 139V137L104 138L105 136H107ZM63 137H64V138H63ZM0 140H1V138H0ZM103 140H104V139H102L99 143L102 144V143H103ZM257 142H258V141H256V143H257ZM259 143H260V142H259ZM259 143L255 144V146H254V150L257 148V145H260ZM1 144H3V145L0 146V147H2V148H4L5 150H7L8 153L14 155V157L16 158V154H18L19 151H20L19 149L16 150V149L11 148V147L8 148V146H5L6 144L3 143V142H2ZM262 145H263V144H262ZM262 145H261V146H262ZM263 146H264V145H263ZM255 147H256V148H255ZM258 147H259V148H257L256 150L260 149V146H258ZM2 148H0V150H2ZM6 148H7V149H6ZM4 149H3V150H4ZM11 149H14V151L12 152ZM15 150H16V152H15ZM260 150H261V149H260ZM61 151H60V152H61ZM14 152H15V153H14ZM20 152H21V151H20ZM255 152H256V151H255ZM257 152H258V151H257ZM258 153H259V152H258ZM61 154H59L58 157H59ZM63 154H64V155H63ZM67 155H66V156H67ZM258 155H259V154H258ZM67 158H69V157H67ZM67 158H66V159H67ZM262 158H263V155H262ZM262 158H260L261 160H258V163H256L257 165L261 164L259 161L262 162ZM62 159H63V158H62ZM62 159H61V160H62ZM129 159H130V158L128 157L127 160H129ZM263 159H264V158H263ZM11 160H12V162H11ZM11 160H10L8 163H6V161H5V162H4V161L0 162V165L2 164V165L5 167V168H4V167L0 166V167H2V169L4 168L5 171H6V170H9V169L12 170V171H6V172H8V173L10 172V175L8 174L9 176H6L7 173L4 172V169L2 170V169L0 168V172H2V173H0V177H1L4 173H6V175L4 174L5 177H8V179L5 178V177H3V178H2L3 181H0V184H1L0 187L4 188V189L1 188V191H0V192H2V190H3V191L6 190V193H7V189H9V190H8V194H6L5 192L0 193V195L2 194L0 197H3V196H5V195H8V197H7L8 199H7V201H6V198H5L6 196L3 197V198H5V201H6V202H5V205H8V206H9V198L12 199L13 197H15V196H14L15 194H19V193H20V192L18 193L17 191H21V190H22L21 192L25 194V192H26L27 189H28L27 187H30V186L32 187V185H33V188H34V189L30 187L28 191H29V192H32V191L34 190V191L31 193L32 195L34 194V196L32 197V195H30V198H32V199L34 198L33 200H35V201H36V197L39 198V197H41V196H46V195L49 196V194H50L49 198H50V201H51V193H52V192H54V194H52V195H53V196H52V199H53L54 202H55L54 199L58 200V201H56L57 203L61 202L60 200H65L64 198L66 197V196H65L66 191L70 188V187H68V186L66 185V181H68L67 179L64 180L63 178H59V179H58V180H59V183H58V182H56V181H58V180L55 181V178L53 177L54 175L52 176V174L47 175V176H49L48 178H44V177H42L43 175L41 176L40 174H38V175L41 176V178L38 177L39 180H40V179H43V178L46 179V180H47V179L49 180V181L47 180V182H49V184L45 182L46 180L43 181V183L45 182L46 184H45V183L43 184V183L41 182L42 180H40V182H39V180L37 179V176H38V175H37V174H36L37 176L35 175V173H37V172H35V170L33 171L32 169H28V168H27V169H28L27 172H29V171L31 170L30 172H34V174H33V173H31V174L28 173V176H26V175H27V174H26V173H27V172H26V167H24L26 173L24 172V173L21 175L22 171H24V169L22 168L23 165H21L20 163H17V162H19L17 159H11ZM16 160H17V161H16ZM125 160H126V158H125ZM125 160H124V161H125ZM127 160H126V162H127ZM239 160H240V161H239ZM239 160H238V162H239L238 164H239V165H243L244 169H247V171H250V172H251V174H250V172H248V173H249V176H248V173L246 174L247 176H245V175H244L245 177L242 176L241 173H242V172L244 173L245 170H244V169L242 170L241 166L238 167V168H236V163H235V166H234L233 164H232V165H233L234 168H236V169L231 168V167H229V168L226 167V168H224L225 170L223 169V171H224L225 173H223V172L221 171L222 169H219V171L222 172V173H220V172L218 171V176H217L218 178L212 177V178H214V179H212V180H211V178H210V183H211L210 185H209V181L206 180L205 177H206L207 179H209L207 176H210V175L212 176V174H211V173H208V171H206V169L203 170V168H201L202 171H205V172H203V173H208L207 176H202V175H201V172H202V171H201V169H200V170H199L200 173H197V172H199V171H196V170H195V171H193V172H195L194 174H192L193 172L191 173V174L193 175V177L189 176V178H191L192 180L195 179V181H196V180H197L196 177L199 176V178H200V180H201V177H200V175H201V176H202V179H205V180H203V181L201 180L202 182H204V186H203V187H205V186H206V187L209 186V187H208V190H211V191H212V192L210 191V192L212 193V195H214L213 193H215L216 195H218V193H216V191H217V192H220V194H223V195L226 196V197L228 196V194H230L231 197L235 194L234 196H235V197L237 196L235 199H237L238 197L240 198V197L243 196L242 198H240V201H243L242 204H243V205L245 204V206H244L243 209H242V208H241V209H242V210H245V209H246V206H248V207L250 206L251 209H250V211H249V210H248V207H247L246 210H248V213H246L247 211L245 210L246 212L244 211V212H243V215H241V214H242V213H240V210H241V209H239L238 207H236V209H237V208L239 209V210H238V209H237V210L235 209V210H236V214H237V215L244 216V217L246 218V220H247V219H251V218H253V219H251V220H253V223H260V221H261L262 223H264V222H263V219H262V220L260 219V218H261L260 215L262 214V212L264 213V210L260 209L261 207H259V206H262V203H263V205H264V200H261V203H260V204H259L258 202H256V201H259V202H260L259 199H263V198H264V194H263L264 192L262 193L263 196L261 195V193H259L260 190H263V191H264V186H263L264 184H263V185H262V184H259V182L262 183V182H261L262 180H263V182H264V177H263V175H264V171H262V168H264V166H263V165H262L263 167H262V166H257V165L252 166V165L249 163V161H246V163L243 161V162H244V163H243L241 159H239ZM3 162H4V164H3ZM10 162H11V163H10ZM13 162L17 163L18 166H17L15 163H14V165H16L17 167L14 166V165L12 164ZM42 163H43V161H42ZM242 163H243V164H242ZM6 164H7V166H6ZM8 164H9V165H8ZM19 164H20V165H19ZM248 164H250L251 166L248 165ZM244 165L246 166V168H245ZM233 166H232V167H233ZM7 167H8V168H7ZM248 167H249V168H248ZM258 167H260L261 170H259ZM6 168H7V169H6ZM15 168H16V169H15ZM17 168H18V169H17ZM20 168H22V171H21ZM230 168H231V169H230ZM14 169H15V171H16V170H17V171L14 172V171H13ZM232 169H234V172H232ZM84 170H85V169H84ZM263 170H264V169H263ZM18 171H19V172H18ZM184 171H185V170H183V169L181 170V169H180V170H178L177 172H178V173H179V172H180V173L183 172V174H184V173H185ZM177 172H175L174 174H176ZM210 172H211V171H210ZM226 172H227V174H226ZM19 173H20V174H19ZM219 173H220L221 175H220ZM229 173H231V174H229ZM233 173H234V174H233ZM237 173H239V175H241V176H240L241 179L237 178V177H238ZM1 174H2V175H1ZM14 174H15V175H14ZM32 174L35 176V178H34V176H33ZM196 174H197V175H196ZM198 174H199V175H198ZM4 175H3V176H4ZM50 175H51L52 177H51ZM184 175H186V174H184ZM189 175H190V174H189ZM203 175H204V174H203ZM205 175H206V174H205ZM222 175H223V176H222ZM255 175H256V178H257V175H258V177H259V179L257 178L258 180L255 178ZM259 175H260L261 177H260ZM16 176H17V177H16ZM22 176H24V177H22ZM29 176H30V177H29ZM195 176H196V177H195ZM211 176H210V177H211ZM228 176H229V177H228ZM230 176H231V179H229ZM253 176H254V177H253ZM25 177H26V178H25ZM28 177H29L30 179H29ZM45 177H46V175H45ZM50 177H51L52 179H51ZM186 177H187V175H186ZM203 177H204V178H203ZM226 177H228V178H226ZM234 177H235V178H234ZM262 177H263V178H262ZM20 178H22V179H20ZM23 178H25V179L23 180ZM31 178H33V180L37 182V183L35 182V183H36L35 185H34V183H33L34 181H33V180H32L33 182L31 181ZM49 178H50V179H49ZM252 178L256 179L255 182H253V179H252ZM0 179H1V178H0ZM2 179H1V180H2ZM6 179H7V180H6ZM10 179H11V180H10ZM13 179H14V180H13ZM18 179H19V180H18ZM36 179H37L38 181H37ZM62 179H63V180H62ZM191 179H189V180H191ZM221 179H222V180H221ZM225 179H226V181H224ZM236 179H237V180H236ZM238 179H239V180H238ZM249 179H250V180H249ZM52 180H54V181H52ZM60 180H61V181H60ZM198 180H199V179H198ZM200 180H199V181H200ZM215 180H216V181L218 180L217 182H218L219 185L217 184V182H215ZM232 180H235V181H232ZM14 181H16L18 184H17L16 182H14ZM22 181H23L24 183H22ZM51 181H52V182H51ZM201 181H200V182H201ZM211 181L213 182L214 185L212 184ZM219 181H220V182H219ZM223 181H224V182H223ZM228 181H229V182H228ZM231 181H232V182H235V184H233ZM257 181H258V183H257ZM1 182H2V183H1ZM31 182H32V185L30 184ZM55 182H56V183H55ZM60 182H62V183H60ZM214 182H215V183H214ZM225 182H226V183H225ZM230 182H231V183H230ZM19 183H22V185H23L24 187H23L21 184H19ZM41 183H42V185H41ZM50 183H51V184L53 183V184L58 185V186L61 184L60 186H62V187H66V191L59 192V191H61V188H62V187H61V188H60V186L58 187V189H60V190L55 189V186H54L53 188H51L53 184L50 185ZM196 183H197V181H196ZM205 183H206V184H205ZM224 183H225L226 186L223 185ZM250 183H254L256 186H255L254 184L252 185V184H250ZM24 184H25V185H24ZM28 184H30V185H28ZM38 184H40L41 186H44V187H41V186H40V187L38 188V186H37ZM47 184H48L49 186H47ZM257 184H258L259 186L262 185V186H263V187H262L263 189H260L261 187H259ZM12 185H13V186H12ZM14 185H15V186L17 185V186L15 187ZM18 185H19V186H18ZM45 185H46V186H45ZM197 185H198V183L196 184V186H197ZM202 185H203V183H202ZM212 185H213L212 189L214 188V191L211 189V186H212ZM222 185H223V186H222ZM232 185H233V186H232ZM234 185H236L237 187H235ZM11 186L15 189V190H14V189L12 188L11 190H14V191H16V189H17L18 187H20V188H22V189H20V188L17 189V191H16L17 193L14 192V193H15V194H14L13 192H9ZM35 186H36V188H37L36 190H35ZM199 186L201 187V184H199ZM214 186H215V187H214ZM218 186H222V187H223V189H222L223 191H222L221 188L218 187ZM231 186H232V188H231ZM257 186H258V188H259V191L256 190V189H258ZM5 187H7V189H5ZM203 187H202V188H203ZM216 187H217V188H216ZM227 187H228L229 189H228ZM254 187H255V188H254ZM40 188H41V189H40ZM44 188H45V190H46L47 188H48V189H47L46 191H44ZM49 188H50L51 190H49ZM67 188H68V189H67ZM209 188H210V189H209ZM233 188H235V189H233ZM253 188H254L256 191L253 190V192H251ZM23 189H24V191H25V190H26V191L24 192ZM31 189H33V190L30 191ZM42 189H43V190H42ZM63 189L65 190V188H62V190H63ZM203 189H206V188H203ZM215 189H216V190H215ZM230 189H231V190H230ZM237 189H241V191L245 189V190H244L245 192L242 191V192H244L245 197H244V194H242V193L240 194V193H239V190H237ZM249 189H250V190H249ZM39 190H40V191H39ZM54 190H55L57 193H55ZM57 190H58V191H57ZM228 190H230V191H228ZM38 191H39V192H42V191H43L42 193H45V194H41V193L38 194ZM47 191H48V193H46ZM49 191H51V192H49ZM204 191H206V190H204ZM246 191H249V192H247V193H251L253 196H254V194H256V195H255L254 197H253V196L250 197L251 194H248V195L246 196V194H247ZM58 192H59V194L61 193L63 197H61V195H58V196H57L58 198H56L55 196H56V194H58ZM63 192H64V193H63ZM210 192H207V191L204 192L203 195H206V194H207V196H204V198L202 197V201H201V199H200L201 197L197 198L198 200H196V199H195V200H196L197 202H198V201H201V203L205 205V201H204V200H205V199L207 200V198H205V197H208V195H211ZM237 192H238L240 195H239V194H236ZM255 192H256V193H255ZM261 192H262V191H261ZM9 193H11V196L14 194L13 197H11ZM12 193H13V194H12ZM26 193H27V192H26ZM126 193H127V192L123 193V196H124V197H126L127 195H129V193H127V194H126ZM205 193H206V194H205ZM258 193H259V194H258ZM24 194H23V197L25 196L27 200H26L25 198H24V200H23V198L20 197V195L22 196L21 193L19 194L18 198H17V196H16L15 198H16V199L22 198L23 201H21V202H23L24 207H23L22 205H21V206H22L23 208L26 207L25 210L28 209V211H30V213L33 212V213H35V215H36V211H39V208H40V206H41V205H39V204H40V202H39L40 199H38V202H36V204H35L34 206H32V205H33V203H34L35 201H32V203H31V204L29 203V205H28V203H26V202L29 201V198H27V197H29V196L24 195ZM27 194H28V193H27ZM29 194H30V193H29ZM66 195H67V194H66ZM84 195H86V194L81 195V196H82L81 198H82L83 200L80 199V202H81V201L83 202V201L85 200V198H87V197H86L87 195L90 196V194H87L86 196H84ZM216 195H215V196H216ZM223 195H222V198H221V195H218V196H217V198L220 197V198H218L219 200H216V199L214 200V197H215V196H211V198L213 197V201H212V202H213L214 204H216V206H217V205H218L219 207L222 206L223 208H222V207H221V208L224 209V210H222V209L220 208V210H219V209H218L219 207L217 206V215H219V216H221V217H227L228 214H230V215H231L232 213L235 214V211L233 210V207H232V206H233V205H236L235 203L238 202L237 200H238L239 198L236 200V202H233V201L235 200V199L233 198V197H234V196H233V197H232V202H233V203H230V206H227L228 209H226V205L229 204V202H228L229 198H228V197H230V195L227 197L226 202H227L228 204L224 205L225 208H224V206L222 205L225 201H224L223 203H222V202L220 203L221 206H220L219 203H218V201H219V202H220L221 200L223 201V197H224ZM258 195H259V196H258ZM260 195H261V196H260ZM89 196H88V197H89ZM53 197H55V198H53ZM83 197H84V198H83ZM90 197H91V196H90ZM226 197H225V199H226ZM248 197H250V198H248ZM260 197H263V198H260ZM3 198H2V199H3ZM60 198H61V199H60ZM208 198H209V199H208V202H209V200H211V199H210V196H209ZM215 198H216V197H215ZM253 198H254V199H255V198H256V199L259 198V199H258V200L255 199V200H254ZM13 199H14V198H13ZM59 199H60V200H59ZM220 199H221V200H220ZM230 199H231V198H230ZM233 199H234V200H233ZM20 200H21V199H19V200H14V203H13V202L10 203V204L13 203V204H12L13 207H12L11 205H10V207L12 208V210H13L14 212H15L16 210H18V213H16L17 215H20V214H19L20 211L24 210V209L21 208L20 206H16V205H19L18 203L20 202ZM95 200H98V199H95ZM99 200H100V199H99ZM99 200H98V201H99ZM191 200H194V198H191ZM195 200H194L193 202H196ZM244 200H245V201H244ZM253 200H254V201H253ZM11 201H12V200H11ZM15 201H16V203H15ZM18 201H19V202H18ZM75 201H76V200L73 201V203H74V207H75V205H76V206H78V209H80V208H81V205L78 204V203H79L78 199H77L76 202H75ZM203 201H204V203H203ZM215 201H216V202H215ZM229 201H231V200H229ZM247 201H248V202H247ZM262 201H263V202H262ZM17 202H18V203H17ZM180 202H181V203L183 202L181 205H183L184 207H186V206H189V208L192 207V205H190V203L188 204L186 200H185V201H180ZM197 202H196V203H197ZM24 203H25V204H24ZM37 203H39V204H37ZM61 203L63 204V201H62ZM64 203H65V202H64ZM73 203L71 204V208L73 207ZM75 203H76V204H75ZM186 203H187L188 205H187ZM201 203L198 202L197 205H198V206H201V207L203 208L204 205H202ZM217 203H218V204H217ZM257 203H258L259 205H257ZM20 204H21V203H20ZM199 204H200V205H199ZM206 204H207V203H206ZM246 204H247V205H246ZM253 204H254V205L256 204L257 206H256V205L254 206ZM5 205H4V206H5ZM27 205H28L29 207H31V208H29ZM36 205H37V206H36ZM185 205H186V206H185ZM195 205H196V204H195ZM231 205H232V206H231ZM237 205H238V204H237ZM4 206H3V207H4ZM8 206H7V207H8ZM15 206H16V208H14ZM130 206H131V211H132V212H135V210H136L135 208H137V207H136L133 203H131ZM198 206L196 207V209H194L195 212L192 211L193 214H195L196 212H197V213H198V212L200 213V210H202V209H199ZM205 206H206V205H205ZM238 206H239V205H238ZM27 207H28V208H27ZM35 207H37V208L39 207V208L35 210ZM193 207H195V206H193ZM201 207H200V208H201ZM230 207H232V208H230ZM234 207H235V206H234ZM240 207H243V206L241 205ZM250 207H249V208H250ZM254 207L257 208V209H254V210H256L255 212H254V210H253ZM8 208H9V207H8ZM62 208H64V205L62 206ZM189 208H188V209H189ZM262 208H263V207H262ZM0 209L2 210V207H1ZM4 209H5V207H4ZM138 209H139V208H137V210H138ZM147 209H148V208H147ZM5 210H7V209H5ZM5 210H4V213L6 212V214H8V213L10 214V211H11V210H9V209H8L9 211H5ZM19 210H20V211H19ZM189 210H190V211L187 210V213H188V212H191V210H193V208H192V209L190 208ZM197 210H198V211H197ZM218 210H219V211H218ZM228 210H232V213H230L231 211L229 212ZM242 210H241V212H242ZM257 210H259V213H260V214L257 212ZM260 210H262V211H260ZM13 211H12V212H13ZM60 211H62V212L64 211V215H63V213L56 214L57 219H58V222H59V219L61 220V216H62V215H63L62 217H64V216L66 215V214H65L66 210H63V209H62V210H60ZM131 211H130V212H131ZM203 211H205L204 208H203ZM220 211H223V212L220 214ZM233 211H234V212H233ZM58 212H59V211H58ZM58 212H57V213H58ZM132 212H131L130 214H133ZM136 212H137V211H136ZM136 212H135V213H136ZM192 212H191V213H192ZM225 212H227L228 214H226ZM238 212H239V213H238ZM250 212H252V213L249 214ZM0 213H1V212H0ZM135 213H134V214H135ZM218 213H219V214H218ZM223 213H224V214H223ZM244 213H245V215H246V214H247V215L249 214V217H250V216H251V217L249 218V217L245 216ZM254 213H255V214H254ZM9 214L7 215V217L9 216ZM12 214H13V213H11V215L9 216V218L13 219L14 217H16V218L18 217L15 213H14V215H12ZM37 214H38V212H37ZM61 214H62V215H61ZM215 214H216V213H215ZM222 214H223V216H222ZM253 214H254V215H253ZM258 214H259V217H260V218L258 217L259 220H257V216H258ZM0 215H1L0 217L2 218L5 214H3V211H2V213H1ZM15 215H16V216H15ZM39 215H42V214H39ZM46 215H47V216H45V217L48 218V216H49L48 213H47ZM52 215H54V214H52ZM52 215H51V216H52ZM188 215H189V214H188ZM225 215H226V216H225ZM230 215H229V216H230ZM252 215H253V217H252ZM255 215H256V218H255ZM11 216H14V217H11ZM27 216H28V214H27ZM27 216H26V219H29V216H28V217H27ZM54 216H55V215H54ZM54 216H53V217H50V218H51V219H55ZM58 216H60V217L58 218ZM189 216H192V215H189ZM229 216H228V217H229ZM4 217H5V216H4ZM4 217H3V219H6L7 223H6V221L4 222L3 220L0 219V220H1V222H0V228H1L0 230H1V231H0V232L4 231V233H5V231L7 230V229L5 230V228L8 227L7 225L10 224L9 222H12V224H14V223L16 222V220H15V218H14L13 221H10L9 219H7V217H5V218H4ZM45 217H43V216L40 217V216H39V217H38L39 219L42 218V220L39 221V219H38L37 217H33V218H32V216H30V219H29V220H31V219H34V220H35V219L37 218V220H35L34 222H37L38 224H39V222H43L44 224L47 223V225H45V227H46V226H48V225L51 224V222H48V220H51V219H50V218H49V219H46ZM228 217H227V218H228ZM43 218H45V219H43ZM254 218H255V220H257V221H255ZM62 219H63V218H62ZM109 219H110V218H109ZM29 220H28V221H27V220H24V224L22 223V224H21V225H22L21 227L24 228L23 226H25L26 222H28V223H30V224H33V221L31 220V221H32V222H31V221H29ZM43 220H45V221H47V222L45 223V221H43ZM55 220H56V219H55ZM55 220H54V221H55ZM172 220H173V219H171V225L173 226V224H174L175 226L172 227L171 229H172V230L174 229V231H175V229H176V222H177V221H174V220L172 221ZM51 221H52V220H51ZM247 221H250V220H247ZM3 222L7 224V225L5 224V225H6L5 228L1 226V225H2L1 223H3ZM13 222H14V223H13ZM55 222H56V221H55ZM55 222H54V225L57 226L58 223H57V225H56ZM112 222L114 223V220H113V219H112V221L107 225V231H109V232H110V230H108V228H109V227H112V228H109V229H112V231H113V229H114L115 227L119 226L118 223H119L121 226L124 225V227H127V226H125V224H123L122 222L120 223V222H118V221H116V223L118 222L117 225H116V223H115L116 226L113 227L112 225H114V224H112ZM131 222H133V221H131ZM131 222H130V223H131ZM228 222H229V221H228ZM251 222H252V221H251ZM28 223H27L26 225H27L28 228H30L31 225H30V227H29ZM37 223H36V225H38ZM49 223H50V224H49ZM60 223H61V225H63L61 221H60ZM262 223H261V224H262ZM12 224L10 225L11 228L14 226V225L12 226ZM41 224H42V223H41ZM44 224H43V225H44ZM133 224H134L135 226H132V225H131L130 227H129V226H128V227H129V228L134 227L135 230H136V228H137V230H138V229H142V228H143V230H144V228H145V226H142V225H141L142 228H141V226L139 227V224H137L136 222L133 223ZM17 225H19V224L17 223ZM36 225L34 224L33 226H36ZM39 225H40V224H39ZM59 225H60V224H59ZM59 225H58V227H59ZM61 225H60V226H61ZM128 225H130V224L128 223ZM137 225H138V226H137ZM177 225H178V226L181 225V226H179L180 228L178 227V230H177V231H179V229H180L181 231L184 230V229H183L184 224H178V223H177ZM10 226H9V227H10ZM15 226H16V225H15ZM15 226H14L13 228H15ZM52 226H53V223H52ZM52 226L50 225L49 227H52ZM232 226H233V225H232ZM9 227H8V229H9ZM25 227H26V226H25ZM36 227H37V226H36ZM36 227H32V228L35 229ZM45 227L43 226V227H42L43 229H42L40 232L38 231V232L40 233V235L43 234L42 232H43V230H44ZM58 227H57V229H58ZM64 227H65V225H64ZM119 227H120V226H119ZM124 227H121V229H122V228L124 229ZM128 227H127V230H126V231H129V230H128V229H129ZM208 227H209V226H206V228H205V227H204V228L209 230ZM234 227H235V225H234L232 228H234ZM2 228H4V229L2 230ZM11 228H10V229H11ZM28 228L26 229V231L28 230ZM53 228H54V227H53ZM53 228L47 230V231H48V232L46 231L47 233L45 232V230L48 229V227L45 228L44 232H45L46 234H45L44 236L48 237L47 235H51V234H52V236H53V237L50 236V237H48L47 239H43V236H42V235H41V237H42V238H41L40 235L37 236V235L35 234L37 237H40V239H39V238H36V236L34 237V234H29L30 232L32 233L31 230H34V229H29L30 231L28 230V231H27L28 233H27V232H25V233L29 234V235L32 237V238H31V237H29V238H31V240H32L33 242H36V244H37V245H36L35 243H33V245L35 244V245L38 246V247L41 246V245H38V241H39V240H42V239H43L44 242H43V240H42V243H44V244L46 243V245L49 243L48 241L51 240V242L49 243V245H52L53 247H54V246H55V247L57 246V249H56L55 247H54V249H56L57 254L59 255L58 245H57L56 242L54 243V241H53V238L56 239L55 235L53 234V233H54ZM59 228H60V227H59ZM105 228H106V227H105ZM204 228H203V230L206 231ZM226 228L231 229V230H229V231H232V234H233L235 237H237L238 234H240V230H239L240 228H238V227H235L237 230L232 229L231 226H226L225 228L223 227L224 232H225V229H226ZM37 229H38V227H37ZM37 229H36V230H37ZM54 229H56V228H54ZM61 229H63V227H61ZM92 229H93V228H90V231H92ZM95 229H96V228H94L93 230H95ZM125 229H126V228H125ZM131 229H133V228H131ZM131 229H130V230H131ZM134 229H133V230H134ZM199 229H201V228H199ZM199 229H196V230H199ZM210 229H211V227H210ZM212 229L214 230L213 232H212V231H211V232L209 231V233H211V234H213L215 231H217V230H215L214 227H213ZM212 229H211V230H212ZM228 229L226 230V236H227V235L231 236L232 234H231V232L229 233ZM38 230H40V228H39ZM58 230H59V229H58ZM63 230H64V229H63ZM133 230H132V231H133ZM137 230H136V231H137ZM143 230H142V231H143ZM146 230H147V228L144 230V232H145ZM208 230H207V231H208ZM219 230H222V229H219ZM219 230H218V232H219ZM223 230H222V231H223ZM233 230L235 231V233H234ZM34 231H35V230H34ZM50 231H52V232H50ZM55 231H56V230H55ZM107 231L105 230V233H104V234H107V238H110L111 236H113V238L116 237L115 239H118L119 236H123L122 238H123V240L125 241V239H124V235H123V234H127V235H128V237L125 236L126 239H127V238L135 239L134 237H136V234H135L136 231H133V232H132V231H131V232L122 231V233H123V232H125V233H123V234L121 233V235H118V233H117V235H116L115 233H111V234H110V233H107ZM114 231H115V230H114ZM114 231H113V232H114ZM139 231H140V230H139ZM177 231H175V232H177ZM181 231H180V232H181ZM204 231H203V232H204ZM222 231H221V232H222ZM227 231H228L229 234H227ZM241 231H242V230H241ZM88 232H89V230L87 231V233H88ZM92 232H95V231H92ZM134 232H135V233H134ZM144 232H141V233H144ZM149 232H150V230H148V232H147V231L145 232L146 235H149L148 238H150V239H147V240H146V239H144V238H147V237H146L145 235H144L143 237L140 236L141 233L138 234V231H137V235L140 237V239H141V237H142L143 240H145V241L142 240V241L139 242V244H140V243H145V244H144V246L142 245L141 248L143 249V247H144V250L139 251V254H141V253H142V254L139 256V259H137V260H136L135 257H138V255H139V254L137 253V252H138V249L141 250V248H138V247L141 245V244L139 245V244L137 243V242H138V239H137L138 236L136 237L137 240H136V239H135V240L127 239V242H131V241L134 242V241H135V242H134L135 245H134L133 243H130V244H129V245H130V248H132L133 250H135V249L138 248L137 251H136V250L134 251L135 254H134V252H130V253H128V255L131 256L130 258H133V257H134L135 259H134V258H133V259L136 260L137 262L134 261V260L132 261V259H130V261H131L132 263H131L130 261L128 262V261L126 260V263L128 262L127 264H134V262H135V264H138V261H140V259H141V262H142V263H144L143 261H145V264H147V262H148L149 260H151L153 257H154V258H153L152 260H153L154 262H155V261L159 262V263L156 262L157 264H162L163 262H164V264H166V263H165L166 261H167V264H168V263H169V264L174 263L173 261H177V260H178V261H179V260L182 261V258H183L182 256H184V259H183V260H186V261H187V258L185 259V256L187 257L186 251L183 252V254L181 253L183 250L180 251V249H181L180 246H181L182 242H183V244H184V245H182V248L184 247V248H183L184 250H186V249H189V250L191 249V251L193 250V251H192L193 253L190 251L192 254H189L190 252L188 253V254L190 255V257H191V255H192V257H193V255L195 254V255L197 256V258H200V257H201V259H205V260H203V262H206V263H209V264H216V263H213V262H217V264H220V262H222L221 264H223V263L226 264L227 262H230V263H228V264H233V262H234V263H237V262L239 261V259L237 258V256H238V257L241 256L242 258H241V257H239V258L242 259L243 262H244L245 258H247L246 262H247V261L250 262V263L252 262L251 264H253V263H255V262H256V264H257V262H258V264H262V262H263V261H259L260 258H258V257H257L258 259H255V258H256L255 256H253V259H255V260H252V258L249 259V257H247L248 255H247V253H246V252L248 251V245H247V243H249V242H246V241H245V240H247V239H245V240L243 239L244 241H243L242 239L238 240V237H237V238L234 237V238L236 239V241H235V240L233 239V235H232L231 238H230L229 236L226 237L224 233H223L224 235L222 234L223 236L221 235V233H219V234H217V236H215L217 232L214 233L215 235H214V234H213V235H211V234H209V235H208V234L205 235V236H204L205 238H206V236H210V237H211V236H212V237L215 236L216 241L213 240L214 238H213L212 240L214 241V244L217 243V245L212 244V241H209V240H211V239H210L209 237H207V238H206L207 241H205V240H203V241H205V243H206V242H207V243L210 242L209 244H212L213 246L211 245V247H210L209 244H208V245L204 244V245H205V247H204V245L201 244V243H204V242L202 241V242L200 243V244L202 245L201 247L204 248V251H202V249L199 250V249L201 248V247H199L200 244H199V246H197V244H196V243H199V241H198L197 239H196V240H197L198 242H197L196 240H195V241H192V238H193V239L196 238L195 236H198V235L201 236V233L198 234L197 231H195V232L193 233V235H195L194 237L191 235V236H192V238H191V236L189 235V236H188L189 238L186 239L187 241H188V239H189L188 242H189V244L191 245V247H189V248H187L188 245L186 244V243H188V242H187V241H184V240H185V236L182 235L183 233L180 234V232H178V234L180 235V237H178V239H176V240H174L173 242H171V241H169L168 237H163V236H161V237H158V236H152L151 234H148ZM183 232H184V231H183ZM198 232H199V231H198ZM242 232H243V231H242ZM35 233H37V232H35ZM90 233H91V232H90ZM90 233H89V234H90ZM131 233L134 234V235H133L134 237H133L132 235L129 236ZM145 233H144V234H145ZM196 233H197L198 235H196ZM91 234H92V233H91ZM93 234H94V233H93ZM93 234H92V235H93ZM108 234H110L109 237H108ZM114 234L116 235L115 237H114ZM0 235H2V236L0 237V241H2V243H3L2 245H4L5 243H7L6 246H11V247H8V248H9V249H8L6 246H1V245H0L1 247H5L7 250L10 251V252H6V251H5V253H9V254H7V255H10V256H11L12 254H14V253L16 254L17 252L19 253V252L21 251L18 255L16 254L17 256L14 254V256L12 255V256L10 257L11 259H10V258L8 259V256L4 253V249H5V248H1V249L3 250V251H2V250L0 249V251H2L1 253H3L2 255L4 256V254H5L4 257H5V259H6V257H7L8 260L6 259V261H4V257L1 255L0 257H3V258L0 259V260H1L0 264H2V263H3V264H5V263L8 264V263H10L11 260H12L11 262H13V264H19V263H21V262L24 263V264H27V263H28V260H26V259H27L28 257L31 258L32 255L35 256V255L39 254L40 252H38V251H40L42 248L44 249V251L41 250V253L43 252L42 254H45V251L47 252V253L45 254V257H44V258H43V257L41 258V257H40L41 255L39 254L40 256L37 255L39 258H38V257H34V258H31L30 260H32V259L34 260V259H35V260H34V261H35V264H36V263L38 264V261H39V264H42V262H41L42 259H44L43 261L47 262V264H49L48 261H50V263L52 262V261L49 260V259H50V258L52 259V256L54 255V254L52 255V252H55V251H51L52 248L47 247L48 245L46 246V245H43V244H42L43 247H41V248L39 247L40 250L36 251L37 249H35V248H33V247H30L32 244L26 245L25 243H27V242H25V243H24V244H25V246H24L25 250H23L22 244L19 246V244H18L17 242H15V243H17V244L14 243L15 247H16V245L19 246V247L17 246V247L19 248V251H17L18 248H17V247L15 248V247L13 246V244L11 245V242L9 243V242H6L5 240H3V239H5V238L2 239V237H4V236H3V233H1ZM96 235H97V233H96ZM150 235H151L152 237H151ZM179 235H178V236H179ZM181 235H182V237H181ZM218 235H219V237H218ZM236 235H237V236H236ZM117 236H118V237H117ZM183 236H184V238H183ZM33 237H34V238H33ZM46 237H45V238H46ZM51 237H52V239H51ZM103 237H105V236H103ZM139 237H138V238H139ZM153 237H154V238L156 237V239H157V237L159 238V239H158V240H159V241H158L159 244H158V243L156 244L154 241L151 242V240H153V239H152ZM198 237H199V236H198ZM221 237H224V240L221 239ZM225 237H226V239H225ZM250 237H251V236H250ZM250 237H249V239H248V240H250V242H253V241L256 242V241H257V240H256L257 238H254V236L251 237L252 239L254 238L253 241H251V238H250ZM29 238H27V239H28V242H29V240H30ZM113 238L111 237L110 239H111V240H114ZM180 238L183 239V241H181ZM205 238H203V239H205ZM227 238H228V239H233V240H234L235 242H237V243H233L234 241H233V240H230V241H232V242L227 241V242L224 243V245L222 246L223 242H225V240H227ZM27 239H25V241H27ZM33 239H35V240L38 239V240H37V241H34ZM110 239H109V242L111 241ZM140 239H139V240H140ZM160 239H161V240H160ZM31 240H30V242L32 243ZM56 240H57V239H56ZM56 240H55V241H56ZM104 240H105V238H104ZM164 240H165V242H166V241H169V244H168L167 242H166V243L164 242L163 245H162L161 243H162V241H164ZM177 240H178V241H177ZM201 240H202V239H201ZM221 240H222V242H221ZM237 240H238V241H237ZM241 240H242L243 242H242ZM106 241H107V240H105V242H106ZM114 241H115L116 243H114L113 241H111V245L108 244V246H112L113 243H114V244H117V242L120 243V241L122 242V239H121V237H119V241H116V240H114ZM124 241H123L122 243H124ZM136 241H137V242H136ZM179 241H181V244H180ZM240 241H241L242 243H241ZM47 242H48V243H47ZM105 242H103V240H102V242L99 243V245H100V246L98 245V248L100 247L99 250H104L103 248H106L107 244H106ZM112 242H113V243H112ZM125 242H126V241H125ZM127 242H126V243H127ZM148 242H149L150 244H149ZM156 242H157V240H156ZM175 242H178V244H180V245H178V244L176 245ZM184 242H185V243H184ZM193 242H195V243L193 244ZM218 242H220V243H218ZM238 242H240V243H238ZM8 243H9L10 245H9ZM12 243H13V242H12ZM40 243H41V241L39 242V244H40ZM51 243H54V245L51 244ZM102 243H103V244H102ZM107 243H108V242H107ZM152 243H155L156 245L153 244V247L151 248L152 251H150V252L148 251V252H149V254H148V252H146V248H147V246H148L147 250H150V247L152 246ZM171 243L174 244V245H172ZM244 243H246V245H245ZM55 244H56V245H55ZM127 244H128V243H127ZM132 244L134 245V247H136L135 249H134L133 247H131ZM146 244H148V245H146ZM160 244H161V246H160ZM185 244H186L187 246H186ZM218 244H219V247H218ZM227 244H230V245H227ZM243 244L245 245V247H244ZM33 245H32V246H33ZM35 245H34V246H35ZM137 245H138V246H137ZM149 245H151V246L149 247ZM157 245H159V247H158ZM164 245H165V246H164ZM166 245H167V246H166ZM192 245H196V246L193 247ZM220 245H221V246H220ZM45 246H46V247H45ZM52 246H51V247H52ZM101 246H102L103 248H101ZM162 246H164V247L166 248V249H165V248L163 247V248L165 249L164 251H161L162 249H161V250L159 249L158 251H156L157 248H160V247H162ZM168 246H169V248H170V251H171V249H172L173 252H176L177 255L179 254V257H181V259H177V257L175 256V255H176L175 253H174L175 255H172V254H173V253H172V254H171L172 257H171V255H170V258H169V259H167V258L164 257L162 254H160V253H162V252H165V251L168 249V248H167ZM178 246H179V247H178ZM185 246H186V248H185ZM215 246H217L216 248H218V249H216ZM226 246H228V248H229V247L231 248V247L233 246V247L231 248L232 251H231V252L228 251V253L230 252L229 256L226 255V253H227L226 251H225L226 253L224 252V250H227V247H226ZM241 246H243L244 248L241 247ZM246 246H247V247H246ZM12 247L15 248V249H17V250H16L17 252H15V250H14ZM20 247H22V250H20V249H21ZM29 247H30V249H32V250L29 249V250L32 251V252H29V250H28ZM95 247H96V246H95ZM95 247L93 248V249H94L93 252H96V253H94V254H95L94 256H97V255H98V253H97L98 250H97V247H96V249H95ZM208 247H209V249H207ZM212 247H214V249H212V250L214 251V254L217 253V255H214V256H217V258L215 257V259H214V258H213L214 256L212 255L213 257L210 256V257H212V259L207 260V259L210 258V257H209V256L206 257L205 255H206V254H207V255H211V254L213 253V252H212L211 254H208V252H207V250H208L209 253H210V250H211ZM234 247H237V248H238V247H241L243 250H242L241 248H238V249L235 248V249H237V250H236L237 252H235V249L233 250ZM10 248H11V249H10ZM26 248H27L28 251H26ZM36 248H37V247H36ZM45 248H46V249H45ZM48 248H50L49 251H48ZM192 248H193V249H192ZM220 248H221V249L224 248L223 251L220 250V251H221V252H220V251H219ZM225 248H226V249H225ZM230 248H229V250H230ZM245 248H247V249H245ZM6 249H5V250H6ZM12 249H13V252H14V253L11 252ZM34 249H35V250H34ZM194 249L197 250V253L195 252L196 250H194ZM240 249H241L242 251H241ZM33 250H34V252H33ZM189 250H188V251H189ZM212 250H211V251H212ZM244 250H245V252H244ZM155 251H156V252H155ZM167 251H169V249H168ZM167 251H166V252H167ZM188 251H187V252H188ZM198 251H202V252H206V253H205V254H200ZM215 251H216V252H215ZM233 251H234V252H233ZM239 251H241L242 254H241ZM22 252H23V254H22ZM24 252H25V253H24ZM26 252H28L29 255H30V253H32V255L29 256L28 253H26ZM35 252H36L37 254H35ZM65 252H66V251H64V253H65ZM93 252H92V253H93ZM151 252H155V253H151ZM238 252H239V254H238ZM1 253H0V254H1ZM11 253H12V254H11ZM55 253H56V252H55ZM64 253L62 254V252H61L60 255L63 256ZM92 253L89 254V255H86V254H85V255H86V256H90V255H92ZM146 253H147V254H146ZM156 253H159L160 255H159V254H156ZM218 253H219V255H221V256H218ZM220 253H221V254H220ZM228 253H227V254H228ZM233 253H235V255H234ZM236 253H237L238 255H237ZM20 254H21V256H20ZM34 254H35V255H34ZM49 254H51V256H50ZM57 254H55V255H56V259H55V257H54V259H55L56 261H54V262L56 263L57 260H58L59 262H57L56 264H58V263H59V264H60V263L63 264V261H64V263L66 264V262H67L68 260H70V261L74 260V261L71 262V263H68V262H70V261H68V262H67L68 264H76V263H78V262H75V259L77 258L78 261H79V260L81 261L80 258H82L81 256H80V258L75 257L76 255H74V257H73V254H72V257H71V254H70V255H68V256H70L71 258H70V257H65V256H64V258L66 259V261H65V259H57V258H59V257H60V258L62 257V256H60V255L58 256ZM66 254H68V252H66L65 255H66ZM130 254H132V255H130ZM137 254H138V255H137ZM143 254H144V255L146 254V255L144 256L145 258L143 257ZM154 254H156L157 256L159 255V258H158L157 256H154ZM184 254H186V255H184ZM198 254H200V256H199ZM222 254H224V255H226V256H224V255H222ZM245 254L247 255L246 257H245ZM22 255H23V257H24V255H25V257H26V259H25V257H24L25 260H23V261H21V260L23 259ZM46 255H48V256H46ZM133 255H134V256H133ZM135 255H136V256H135ZM161 255H162V258H160ZM189 255H188V259H189ZM195 255H194V256H195ZM202 255H204V256H202ZM236 255H237V256H236ZM243 255H244L245 258L243 257ZM249 255H250V254H249ZM27 256H28V257H27ZM42 256H44V255H42ZM49 256H50V258H49ZM66 256H67V255H66ZM86 256L84 257L85 259L82 258V260H84V261H83L84 264H88V263H90V264L93 263V264H94V260H95V259L97 260V258L99 257V255H98V257L94 258V260H93V259L90 260V259H88V258H90V257L87 258ZM122 256H123V257H121V258H123V259H124V258L127 259V258L125 257V255H122ZM126 256H127V254H126ZM129 256H127L128 259H129ZM148 256H152V258H151V257H148ZM174 256H175V257H174ZM196 256L193 257V258L191 257V258H192V259H195ZM198 256H199V257H198ZM223 256H224V257H223ZM15 257H16L17 260L19 259V257H21V258H20L21 260L19 259L20 262L17 261L16 259H14ZM140 257H141V258H140ZM142 257H143V258H142ZM146 257L148 258V261H147V262H146V260H147ZM155 257H157V259H156ZM179 257H178V258H179ZM204 257H205V258H204ZM220 257L222 258V260H221L220 262H218V261L221 259ZM225 257L227 258V260L229 259L228 257H230V259L233 257V259H232L233 262H231L230 259H229V261H227ZM234 257H235V258H234ZM250 257H251V256H250ZM254 257H255V258H254ZM29 258H28V259H29ZM36 258H37V259H36ZM46 258H47V261H46ZM48 258H49V259H48ZM68 258H69V259H68ZM91 258H92V256H91ZM163 258H164L163 262L160 263L161 261H159L158 259L161 260V259H163ZM236 258H237L238 260H237ZM243 258H244V259H243ZM13 259L16 260V261H14ZM40 259H41V260H40ZM123 259H122L121 262H123ZM142 259H144V260H142ZM145 259H146V260H145ZM154 259H155V260H154ZM165 259H166V260H165ZM171 259H173L172 262H171ZM192 259H191V261H192ZM213 259H214V261H213ZM217 259H219V260H217ZM223 259H224L225 261H227V262H223ZM37 260H38V261H37ZM61 260H62V261H61ZM98 260H99L100 264H101V261H100V260H102V263L104 262L103 257H101V259H100V257H99ZM152 260H151V261H152ZM189 260H190V259H189ZM189 260H188V262H189ZM206 260H207V261H206ZM216 260H217V261H216ZM234 260H235V261H234ZM256 260H257V261H256ZM260 260H261V259H260ZM2 261H3V262H2ZM25 261H27V263H25ZM34 261H30L29 263L31 264V262H32V264H34V263H33ZM60 261H61V262H60ZM86 261H87V262H86ZM91 261H92V262H91ZM124 261H125V260H124ZM151 261H149L148 263H150V264H156V263L151 262ZM168 261H170L171 263L168 262ZM178 261H177V262H178ZM186 261H184V262H186ZM208 261H209V262H208ZM210 261H211V262H210ZM254 261H255V262H254ZM4 262H5V263H4ZM16 262H17V263H16ZM99 262H97V263H99ZM117 262H120V261L112 262V264H113V263H114V264H117ZM121 262L118 263V264H121ZM141 262H140L139 264H141ZM179 262H180V261H179ZM182 262H183V261H182ZM184 262H183V263H184ZM201 262H202V260H201ZM243 262H242V261H239L238 264H241V263H242V264H249V263H246V262L243 263ZM79 263H80V262H79ZM79 263H78V264H79ZM108 263L111 264L110 262H108ZM123 263H124V262H123ZM126 263H124V264H126ZM183 263H180V264H183ZM10 264H12V263H10ZM43 264H45V263H43ZM81 264H82V261H81ZM104 264H107V262H105ZM174 264H175V263H174Z\"/></svg>",
	"mask_w": 264,
	"mask_h": 264
}]
</instances>
